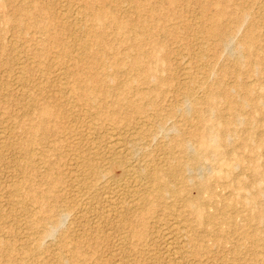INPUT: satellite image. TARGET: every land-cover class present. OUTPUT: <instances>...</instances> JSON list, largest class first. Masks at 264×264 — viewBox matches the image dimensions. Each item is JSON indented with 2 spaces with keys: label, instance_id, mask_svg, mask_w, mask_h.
Returning <instances> with one entry per match:
<instances>
[{
  "label": "rangeland",
  "instance_id": "1",
  "mask_svg": "<svg viewBox=\"0 0 264 264\" xmlns=\"http://www.w3.org/2000/svg\"><path fill=\"white\" fill-rule=\"evenodd\" d=\"M55 1L56 0H21V1L20 0H0V216H1L0 217V261L4 262L6 264H38L35 261L32 262L30 260L27 261V260L24 259L25 257L23 256V254H21L22 253V249H20V247H19L20 246V239L19 238L17 239V237H19L20 235H19V232H18V229H17V227H19V226H18V224H16V222L17 223L19 222V224H20V222L22 223L23 220H24L22 218L23 217L25 218L26 215L24 214V212L20 208L15 207L14 201L16 200V198L19 199V200L23 199V195L24 194H29V195H31L33 197L34 200L28 201V200H24L23 199L22 203H23V206L25 207L26 213L30 214V216L32 214L33 215L35 214V215H37L39 217H43L44 216L46 219L47 218L53 219L65 207L69 206L70 207L69 209L71 210L70 211L71 212L70 215L67 216L63 220L64 222L62 223L61 227L57 231L54 232V234L52 236L53 238H51L49 240V241H51V243L48 241V244H49L48 251H47V253L46 252L44 253L45 259L43 260L41 258V261H43L41 264H50V262H52V260H50L49 256H50V254H52V251H53V255H54V254L58 253L57 252L58 250H60L59 247L57 246V242H58V239L60 237H63V236L64 237H69L68 240H70V241L67 243L68 245L66 244V246L68 247V246H70L71 244L74 243V241H72V239H79L78 237L81 238L82 236H85V235H90L93 239L90 240L89 243L83 242L81 240L77 244V246H78L77 250L81 252V256H82V259L84 261L83 264H107V263L108 264H114V263H119V264H127V263L128 264H150V263L151 264H165V263L166 264H171V262L168 261V258H167L166 252H165L166 249L169 248L168 245H167V242H166V233L170 230L168 226L173 225V223H178L179 221H180L179 222L180 225H178V226H179L180 230H181V228L184 229L186 227V225L189 224V222H190V225L192 223V225L194 224V226H195V222L193 223V220H191V218L193 219V215H190V214H188L185 211V213H187L188 215L185 214L184 215L185 219L183 218L184 216H183L182 212L184 210H183V207L181 205L182 202L180 200L175 203V207H174V210H173L172 213L171 212L169 213V211H167V210L166 211L163 210V212H162L163 214H162L161 213V211H162L161 207H160L161 211H160L159 208H158V210H155L156 212L154 211V213L152 211L151 212L152 215H151V213L149 215L150 217L152 216V218L148 217L145 220L146 222H144V226L142 228L144 230V231H142L143 232V238H145V239H142L141 242L137 243L135 238H131V239L128 238L127 241L130 242V246L127 245V249L128 250L126 251V245L124 243H122V240H121L122 239L121 237H123V235L120 234L119 232H117L118 230L115 228L114 223L109 225V227L108 226H104V224L99 226L100 229L97 227L98 224H99L97 216L99 218V216L105 215L107 213L105 211H108V209H107L108 207L105 204L102 203V198L105 196V194L109 195V196L111 195L112 198H115L117 196L115 198V201L117 202V201L121 200L120 202L123 205L125 203V205H124L125 207L127 206V210L125 212H122V214L124 216L123 218L124 219H129L130 218V219H134V220L137 218V216L140 215L142 209L144 208L143 207L144 206L143 201H144L145 197H146L145 202H149L148 200H151L150 202H152L154 200L153 199L154 195L151 194L150 191H146V190H148L146 188L147 185L145 187V183L142 180H139L137 178L136 172L134 170H136L139 167L140 163L146 162V161H149V160L152 161V164L155 167H157L159 165L158 168H164L163 154L160 151V149L157 147V145L158 146L162 145L163 142L165 143L168 140L167 138H169V137L170 138H174L173 140L176 139V141H178V142H179L180 139L182 141V138H186V140L187 141L189 140L191 142V144H192L193 141H192V139L190 137V132H191V130L193 128L194 129L196 128V126H194V125H196L197 123L193 120V118H191V116H190L191 119L190 118L184 119V118H182L180 116L183 119V121L185 120L184 121L185 123L183 121H181V118H178V115H181V113L184 112L183 110H185L186 112L190 111L188 109L189 107L187 108L188 104L184 101L185 100V93L188 90L187 89L188 87H189L190 90H192V92L197 93L196 94V97H197L196 99H197L199 104L202 103V102L206 103V101H207V99L209 97L208 94L213 93L212 90H214V92L215 91L217 92V93L216 92L213 93L215 95L223 94V92H225V91L222 90V89H225L226 90V94L228 93L229 95L228 94L227 95L230 96V97H234V96L236 97L237 95H241V93L239 94L240 90H238L237 87H236L237 82H236V80L234 78V75H232V73H233L232 70L233 69H231L232 68L230 66V64H231L230 61L231 60H229V59H231L233 56H234L233 58H238L236 56L239 55L240 58L242 57L241 58L242 60H247V58H246L247 54L245 52H242L244 50H243V48L241 46V40L247 34L253 35V38H257L258 39V42H256L254 44V46L258 47L260 50L264 49V0H251V1H249L248 4L242 3V5L236 4L232 0L229 1V2L226 1V0H220V1H225V4H224L223 8H224V11L226 12V14L223 15L222 17H220L219 21L225 22L226 20H229L230 24H228V26H231V28H233L232 29L233 33L231 31V34H230L231 41L229 40V43H228L230 45L226 44V46L222 47L223 49L218 47V45L214 44L215 41H211V40L209 41V40L206 39V37H203V36H205L204 34H202V36H200L201 32L203 30L207 29L210 26V24H211V22L205 20L206 19L205 18L206 14L207 15L211 14V16L214 14V7L213 6H210L208 9H203L204 5L209 0H107L108 2H106V0H104L106 3L103 0H98V4H96L97 3L96 0H93V1L92 0H87L88 4H87V1H84V0H63V1L60 0L61 2L59 0L56 1V2ZM90 1H92V2H90ZM94 1H95V3H94ZM92 3H94V4L92 5ZM136 3H138V4H136ZM142 4H143V6H142ZM17 5H23L24 7L27 8V11H28L27 14L22 15V17L24 18V21L27 19L24 22L25 27H22V28H18V27L15 26L16 24H15L14 20L19 15V13L16 11ZM87 5L90 6L89 10H88ZM119 5L121 6V8H120ZM137 5H139V6H137ZM98 6H99V8H97ZM104 6H105V8H103V12H104V14L106 16L105 18H107L110 21L115 19L116 21H114V24H116V26L118 25L119 27L118 26L116 27L115 25H113V21L112 22H110V21L108 22V20H105L106 23L108 22L107 25L110 24L109 26L112 27V28H110V27L107 26L109 28L107 33H105V34L101 33L100 32L101 30H97L98 28H96V30L98 31V32L96 31L97 33L100 32L101 34H103L102 35L103 36V39H102V41H103L102 43L103 44L101 43L99 48H101V50H104V51H106V50L109 51L110 49H113V50L115 49L114 50V54L115 55L113 57L111 56L110 53H108V51H106V54H104L103 62H104V59L107 58L105 63L109 64V63H111L110 61L113 62V58L115 60H117L116 57H118L119 60L121 61V59H122L121 57L123 55L121 53H124L126 50L127 51L129 50V52H130V54L132 56L133 53L135 52L134 51L135 44H137L136 46L139 45L138 47L141 48L143 53L146 52L145 54H150V56L147 57V59H145V64H146V62H148L150 64V65L148 63L146 64V65L150 66V67H146V68L149 69L150 75L148 73L149 77L148 76L146 77V79L148 81L146 80L147 82L145 81L146 83L145 82L143 83L144 85L147 84V83H148L147 85H149V84L151 85L152 84L150 90L148 89L150 86L146 87V86L143 85L146 88L145 89L141 85L142 84L141 82H138V84H137V82L136 83L133 82V84L130 86L129 89H128L129 86L126 88V89H128L126 93H127V96L129 98H133V96H134L133 92H135V90H137L138 88L141 91H143V90L145 92L147 91L148 95H146V97H148L149 99L151 98L152 101L147 98L144 102L150 101V102H153L152 104H154V105L146 107V109H148V111L144 110V112L147 114V116H150V117L153 116L154 110H155L156 115H157V113L160 112V115H158V121L160 120L159 117L162 115V117H161L162 121L160 120L159 123H161L160 126L162 125V129L163 130H162V132L160 131L161 132L160 136L158 135L160 132H158L156 134V137H157L158 140L154 138L153 140H151V142H149L150 146L148 145V148L150 150V153L145 154L143 152L141 153V151H138V154H140L138 156V154L136 152H133L137 156L136 155L134 156L133 153L132 154L130 153V157H132V158H129V156H127V154L129 155V152H130L129 150H130V148L132 146V145H130V144H132L130 142H131V140H133L132 142H135V139H133V138L134 137L136 138V136H137L136 130L134 128L135 127V123L137 122L136 121L137 119H136V116L134 114H132L133 110H131V109L134 108L133 107L134 105H130L131 107L124 106V107H127V108L119 107L118 110L116 111L117 113H116V115L114 117V121L113 122H110L108 119L105 118L106 116H104L103 119L105 120V122L103 121V123L107 124L108 127H105L106 129L105 128L104 129H97L95 131V134H96V137L98 136V134H99V136L97 138L94 136L95 140H96V141L94 140L95 141L94 144L99 149L98 151H99V155H100V156L98 155L97 158H99V159H103V158L107 159L105 157H107L108 155L111 156V157H114V155L112 156L111 154H109L107 152V149L105 148L107 140L105 141V139L113 131L110 128H114L115 129L113 131L114 133L115 132L118 133L119 131L124 129L123 132L121 131V132H119V134L123 138H125V139H123V138L121 139L122 144L125 143V142L126 143L123 144L122 152L116 154L115 155L116 158L114 157L113 160L114 161L115 160L119 161L121 159L122 160L123 159L124 160L127 159L126 161L129 160L128 161L129 163H130V161H133L132 163H130L132 165L131 167H133L132 168L133 171L130 172L129 175L125 177V176L121 175V173L119 172L120 170H119V168L117 167L116 164H113V165L111 164L112 166L106 167L104 165L105 163L103 162L102 165L105 166V167L104 166L103 167L105 168L104 169L105 170L104 174L107 176V182H105L103 188L101 186L97 190V191H99V192H97L98 203L96 204L95 201L94 202L92 201L91 205H89L88 207L84 206L85 209H83L82 206L80 207L79 205H77L79 198L78 197L75 198L74 195L69 193L68 187L66 186V183H65L66 176H67V171H69V167L72 166V162L69 160V156H70L69 153H71L70 151L75 146L74 142H76V141H73V139H69V137H68V143H67L66 140H65V138H66L65 135H66L67 132L69 133L71 129L72 130L75 129V131H79L80 130L81 132L85 131L86 123L90 119L93 120V118H92V116L87 117L88 116L87 115L88 109L85 108L81 104V103H83L82 100H77V101L72 102V104L74 106L70 105L71 103L70 104L68 103V101L70 100V99L68 100V98H69L68 95L70 93L68 92L67 87L72 85V83L74 85H78V86L84 84V83H82L83 82L82 79H84V78H87L88 84L90 86L94 85L93 87L95 89H101V86H100L99 83H97L98 81H95V80H98V79H91L89 77L91 75V73L88 72V70H86L87 68L89 69V66H91V65L93 66V68L95 67L94 70L97 68V64L93 65L92 63L91 64L89 63V62H92L93 58H87V59H85V60H83L81 62L76 63L73 60V57H74L73 55L76 54V50L74 48H71L73 53H72V59H70V62L69 61L61 62V60H62L61 59V51H62L61 50V46L65 45V44L67 46H69L70 42L73 41V39H72V36L70 35L69 29H63L61 27V24H60L61 21L58 18L61 17L60 11H65L66 12V16H69V19L72 17L71 19H73V20L78 17L79 14H77V13H80V12L81 13H86L87 15H89V17L86 16V18L87 17L88 18H90V17L92 18L98 10L102 11V7H104ZM242 6H244L246 11H247L248 20H246L247 19V17H246L245 20H242V21H239V22L235 21L236 18H237V15H238V13L236 11H238V9H240V7H242ZM118 9H120L121 11L118 10ZM142 9H144V10H142ZM55 10H57V11H55ZM76 10H79V11H77V13H75L76 15L74 16L73 14H74V12ZM124 10L127 11V12H125ZM140 10H141V12H140ZM70 11H71V14H70ZM89 12H91V13H89ZM93 12H94V14H93ZM141 15L143 17H141ZM32 17H34L36 19V21L38 23V25H37L38 27L29 26V23H30ZM93 18L95 19V17H93ZM128 18L133 20L134 23H132L133 21L130 22V20H128ZM117 19H118V21H117ZM139 20H143V21L145 20V22H147V24L149 26H151L150 28L153 27L151 29L152 31H150L152 34L149 35L151 37L148 38V36H147L146 38H144V37L141 36L140 29H137L139 27H136V25H137ZM127 21L130 22L131 25L133 24V27H132L133 30H130V32H129V34L133 37V40H132L133 42H130L131 43L130 44V43H128V41L127 42L125 41L126 43L124 42L125 43V45H124V43L122 44V42L125 40L124 37L127 34V32H126L127 29L125 28V24L128 23ZM115 22H117V23H115ZM89 24H91V23H89V22L86 23V25H89ZM113 26H114V28H113ZM155 26H157V27H155ZM40 27H43V28L41 29ZM198 27H199V30L201 32L198 30ZM120 28H123V29L125 28V29L123 31V29H120ZM156 28H158V33L156 35H153V34H155L157 32ZM43 30H47V32H44ZM159 30H160V32H159ZM166 30H171V31L170 32L169 31L166 32ZM154 31H155V33H154ZM23 32H25V33H23ZM114 32H116V33L114 34ZM64 33H65V35H64ZM110 33L112 35H115L117 40L120 39V36H122L121 37L122 39H120L118 41V43H117V40L115 39V37L112 36ZM170 33H171L172 37H171ZM197 33L199 34V36L197 35ZM67 34H69V35H67ZM107 34H109V36H107ZM116 34H117V36L119 34V36L117 37ZM254 35H256V36L254 37ZM136 36H140L141 38H143V39L140 38L141 40H144V41H140L143 44L139 43V41H136V39L139 38V37L136 38ZM153 36H154V38H153ZM175 36H177V37H175ZM45 37H46V39H45ZM174 37H175V39H174ZM15 38H17V41H16ZM147 38H148V40H147ZM150 38H152V39H150ZM200 38H202V39L200 40ZM114 39L116 41H114ZM140 39H138V40H140ZM110 41L111 42H115V43H111ZM120 41H122V42H120ZM89 42H92V41L89 40ZM104 42H106V43H104ZM149 43H150V45H149ZM155 43H156V45H155ZM108 44L110 45L109 48H108ZM111 44H112V46H111ZM116 44L118 45V51L116 49L117 48ZM119 44L121 45V48H123L122 49L123 52L120 51L121 48L119 49V47H120ZM140 44L143 45V48L141 47L142 45H140ZM157 44H158V46H157ZM106 45H107V47H106ZM129 45H131V46L133 45L134 46V47H132L133 49H131L132 51L129 49V47H130ZM152 45L155 48L151 47ZM43 46H44V48H42ZM114 46H116V47H114ZM38 48L39 49L42 48V50L43 49H45V50L41 51ZM92 48H94V46H92ZM143 49H144V51H143ZM251 49H253V48H251ZM200 50L204 51L205 57H203L204 55L202 57H198V53H196V52L200 51ZM240 50H242V51H240ZM115 51H117V52H115ZM209 51H212V52L209 53ZM238 51L241 52V53H239ZM51 53H53V54H51ZM107 53H108V55H107ZM119 53L121 54V57H119L120 56ZM176 54H177V56H176ZM229 54L232 57H229ZM258 54H259V52H258ZM260 54H262V55H260ZM260 54H259L260 58L264 57V55H263L264 54V50L260 51ZM55 55L57 57H55ZM105 55H106V57H105ZM166 55H167V57H166ZM227 56H228L229 59L227 58ZM181 58H183V60ZM200 58L203 60V62H202V60ZM108 59H109V63H108ZM227 59H228V62H227ZM251 59L254 62V64H253L254 66L253 67L255 68V70L253 72H251L252 74L250 73L251 75L250 74H245V76L243 75L244 79L242 78V82L245 83V84H249L250 83L249 85L253 84L252 88L255 87L254 88L255 91L253 89V95L256 98L259 96L258 97L259 100L254 97L255 98L254 101L257 100L256 101L257 102V108H259L260 107L259 104H261V109L260 108L259 109L256 108L257 109L256 110L255 109L256 106L252 105L253 103H249L248 106H246L243 109L242 112H244V113H243L242 117L245 114L246 117L244 116L245 118L244 117L243 118H244V120L246 122L244 123L243 120H242V122H239V127L244 129V130H246V131L251 132L250 134H247V136L243 140L241 138H238V137H235V138L232 137L233 139L230 138L229 136H226V137L236 141V142H234V141L230 140V141H232V143H230L231 145L238 144V145H242L243 146V144H244V147H245L246 150L242 149L240 151L242 153V156L243 155H245L244 157H252L253 156L254 159H255V157L259 156L258 154L261 151H262L261 153L264 154V152H263L264 151V149H263L264 148V146H263L264 136H260L259 135L260 131L264 127L263 126V124H264L263 123V120H264V118H263V116H264V101H263V99H264V87L262 88V86H264V70H263L264 69V65H263L262 62H260L259 56H258V59H257V57H253ZM253 59H255V60H253ZM184 60H186V61H184ZM162 61H164V62H162ZM200 62H202V64ZM259 62H260V64H259ZM34 63H36V64H34ZM151 63H152V65H151ZM256 63H258V64H256ZM185 64H186V66H185ZM82 65H84V66H82ZM18 66H21V68L18 67ZM151 66H152V68H151ZM187 66H189V67L187 68ZM227 66H229V69H227ZM15 67H16V69H14ZM53 67H55V68H53ZM81 67H82V69H81ZM83 67H85V70H84ZM183 67H184V69H183ZM201 67L204 70H200ZM56 68H57L58 71L55 70ZM169 68H170V71H169ZM207 68H208V70H207ZM65 69L68 70V73L66 72ZM97 69H98V72L96 71ZM97 69L95 70L96 74H98L100 72V68L98 67ZM185 69H186V71H185ZM188 69H189V71H188ZM242 69H243V71H245L244 68H242ZM150 70H154V71H150ZM211 70H212V72H211ZM40 72H41V74H40ZM56 72H58L60 75L58 73H56ZM69 72L71 74H69ZM85 72H87V75H85L86 74ZM81 74H82V76H81ZM83 74H84V77H83ZM58 75L61 76L62 78L60 77L61 78L60 79ZM117 75L120 76V77L122 76L120 74H117ZM186 75H188V77ZM211 75H212V77H211ZM20 76H22V77L20 78ZM78 77H81L82 79L79 78V80H80L79 81ZM120 77L116 76L115 79L116 80H121L123 78V77H121V78ZM25 78L27 80H25ZM201 78H203V80ZM166 79H167V81H166ZM190 79H192V80H190ZM62 80H64V81L62 82ZM85 80L86 79H84V81ZM168 80H169V82H168ZM189 80L191 81V83H190ZM208 80H211V82H212V84H209V86H208V83H210V82ZM232 80H233L234 83L232 82ZM201 81L203 83H205V84L199 83ZM206 81H207V87L205 86L206 85ZM158 82H160V83H158ZM197 82H198V84H197ZM134 84H137V85L134 86ZM201 84H203V85H201ZM193 85L195 87H193ZM190 86L192 87V89L190 88ZM62 87H63V91L61 89ZM134 87H135V90H134ZM136 87H138V88H136ZM201 87L204 88V90L201 89ZM229 88H232L233 90L230 89L231 90L230 91ZM66 89H67V92H66ZM181 89L183 90V92H182ZM196 89H198V90H196ZM132 90H133V92H132ZM204 91H205V94L202 95L204 93ZM220 91H222V92H220ZM233 91H235V92H233ZM129 93L130 94L133 93L132 94L133 96L132 95L130 96ZM153 95H155L156 97L153 96ZM157 95L158 96L160 95L159 97H161V98L160 99H159V97L157 98ZM149 96H151V97H149ZM154 97L157 100L153 99ZM134 98H135V96H134ZM134 98L131 100L132 103H135ZM158 99L160 100V103H159ZM200 99H201V101H200ZM104 100L105 101H107V100L109 101L111 99L105 97ZM153 100H155V101H153ZM65 101H67V102H65ZM62 103L65 104V106H67V107H65ZM224 103L225 102L221 101V102L218 103V105L216 104L217 107H218L216 109H217V111L219 110L220 114L217 113V111H216V113H214L215 115L212 114L213 116L211 114H209L210 116H212L210 118V116L205 113L204 117L207 116L205 118L207 120H209V121L207 122V120L204 119V123L206 122L207 125H206V123L205 124L204 123H200V127L201 128L203 127L204 130L208 129V127L209 128L210 127L213 128V124L215 122V118L214 117L220 116V115L225 117V113H223V112L226 109H223V108L227 107V102L225 103V105H224ZM156 104L158 105V107H157L158 109H160V107H161L160 110L155 108L157 106ZM201 105L202 104H200L199 106H201ZM221 105H224V106L222 107ZM76 106H78L80 108H78ZM172 106H174V108L176 106L178 107V108H176V111H175V109L172 110L173 109ZM45 107H47L49 109V111L51 110L47 114L43 113V108H45ZM71 107H72V109H69ZM201 107H203V105ZM249 107H251V109ZM121 108L122 109L123 108L127 109V112H126V110L122 111ZM153 108H154V110H153ZM252 108H253V110H252ZM178 109L181 110V112H179ZM82 110H83V114H81ZM166 110L168 111L167 113H166ZM66 111H68L67 112L68 114L66 113ZM255 111H258V112L255 113ZM74 112L75 113L78 112V113L75 114ZM124 112L127 115H130L132 118H125ZM172 112H173V115L176 114L174 117L172 116ZM176 112H178V113H176ZM155 113H154V116H155ZM222 113H223V115H222ZM253 115H254V119H251V118H253ZM68 116H70V117L72 116L70 118V120H69ZM171 116H172V119L170 120L169 118H171ZM64 117H66V118H64ZM80 117H82V119L84 118V120H86V121L82 120ZM163 118L166 119V122L163 120ZM216 118H218V117H216ZM155 119L157 120V116L155 117ZM133 121H135V122H133ZM163 121H164V123H163ZM140 122H139V124H143V125L148 124V127L151 126L149 129L154 128L152 126L153 122L151 121V119H148V120L144 119L142 121L143 123L142 122L140 123ZM189 122H191V126H190ZM181 123L182 124L184 123V124L182 125ZM211 123H213V124L211 125ZM251 123H252V126H251ZM130 124H131V126H130ZM112 125H114V126H112ZM178 125H180L181 128L184 127V129L182 128L183 131L185 130L184 133H182V130H181V128H179ZM188 125L190 127H192V126L193 127L188 130V128H189ZM203 125H205V126H203ZM122 126H123V128H122ZM175 126H177L178 128L175 127ZM41 127H43V128H41ZM80 127H82V128H80ZM146 127H147V125H146ZM249 127H251V128H249ZM19 128H21V129H19ZM173 128L174 129L176 128L175 131L173 130ZM203 128L201 129V132H203ZM257 128L259 129L258 131H256ZM31 129H33V130H31ZM42 129H44L45 132ZM165 129H167V130H165ZM127 130H128V132H127ZM9 131H11V132H9ZM108 131H110V132L108 133ZM130 131H131V133H130ZM164 131H165V133H164ZM168 131H169V133H168ZM179 131H181V134H182L181 136L184 135L185 137L183 136L182 138H180V132ZM214 132L218 133V131L216 129H214ZM33 133H34V135H33ZM125 133H127V134L125 135ZM133 134H134V136H133ZM166 134L169 137L168 136L165 137L164 135H166ZM260 134L261 135L264 134V129L261 131ZM101 135H103V136H101ZM250 135H252V136L250 137ZM64 136H65V138H64ZM100 136H101V138H100ZM177 136H179V137H177ZM255 137L256 138L259 137V138H257V140L258 139L259 140L256 143H255V140H256ZM160 139L161 140L163 139V140L161 141ZM246 139H248V140H246ZM250 139H253L254 141L250 140ZM30 140L33 141V142L30 143L29 142ZM122 140H124V141H122ZM154 140H156V144L155 143L153 144ZM249 140L251 141V145H250V141ZM260 140L262 141V143L259 142ZM128 141H129V144H128ZM184 141H185V139H184ZM245 141H247V142H245ZM194 142H195V140H194ZM240 142L241 143L244 142V143L241 144ZM228 143H229V141H228ZM253 143H255V145L256 144L258 145L260 143L259 146L256 145L257 147H259V149H257V148L255 149L256 146L254 147ZM230 144H229V146H227L228 148H226V150L232 148V146H230ZM260 145H262V146H260ZM7 146H8V148H7ZM261 147H262V149H261ZM127 150L129 152H126ZM257 150H259V151H257ZM152 151H154V152H152ZM209 151L210 150L205 152L207 155L205 153H203L201 155V157L199 159V164H198L199 168L192 172V174H191L192 176L191 177H193V176L196 177L197 176V178L194 177L192 179L193 180L196 179V181L201 183L203 185V188H208V189L210 188V190H211L210 193L212 192L211 194L213 195L215 203H217L216 204L217 207L222 206L224 204V200L226 201L229 196H232V198L229 197V199H228L229 202H231V204H233L232 208L235 209V210L234 209L232 210V208H231V210H232L231 211L232 218H233V213H234V216L236 215V218L235 217L233 218L234 222H233V219H232V223H234L235 225L239 223V224H241L242 227L239 226V224H238V226L237 225L235 226V230H234V228L233 229L231 227L228 228V226H227L224 229V231L217 230L215 227H212V226H208L206 228V227H203V226L200 227V225H199V226L195 227L197 229V231H199V232L200 231L201 232L204 231L203 232L204 234H202V236H203L204 240L206 239L205 240V244L203 245V248L200 249L202 254L199 252V254L194 255V257L193 256H188L186 258V262L188 261L187 264H209V263L214 264L215 261H216L215 264H217L218 262H219L218 264H223V263H226V264H230V263L231 264H243L244 262H246L244 264H257V263L264 264L263 263L264 262V257H262V256H264V253H262V250L259 247V246H262V249H263V252H264V248H263L264 247V242H263L264 241L263 240L264 239V232H263L264 231V224L262 222L258 223V221H256L257 219L255 218L256 216L259 215L260 212H261L260 215H263V217H264V201H263L264 200L263 199L264 195H262L263 193H261V191H260V189H264V187L261 186V185L264 186V183H262V182H264V179H261V181H260L261 176H258V175L263 174L262 171H264V169H263L264 168V163H263L264 157L260 153V156L258 157V159L256 158L257 160L256 159L253 160V165H254L253 167L257 166L256 167L257 169L251 167V165H246L249 168H247L245 165H242L243 167L241 169L240 168L241 165L236 164L234 160L230 159V155H227V156L225 155L223 157L224 159L222 160V157L218 158V157H216L214 155V153L212 151H211L212 154ZM221 151H223L222 148H221ZM30 152H32V155L30 154ZM244 152H246V154L248 153L249 155L248 154L246 155ZM64 153H66V154H64ZM123 153H125L126 156L123 155ZM155 153H156V155H155ZM102 154H104V155H102ZM204 154H205V156H204ZM141 155H142V157H141ZM154 156H156V157L154 158ZM119 157L121 159L118 160L117 158H119ZM225 158H228L227 160H230V161L227 162L225 160ZM130 159H132V160H130ZM154 160H156V161H154ZM157 160H159V161H157ZM217 160H220V161L222 160L223 162L221 161L220 163H224L225 164L224 167L226 169L223 167V164H222V166H221V164L219 166L218 165L219 161H217ZM134 161H136V162H134ZM94 162H95V160H94ZM154 162L156 164L157 163L158 164L156 165V164H154ZM69 163H70L71 166L69 165ZM160 163H163V164L160 165ZM38 165H39L40 170L38 169ZM202 165H203V167H202ZM228 165H230V167ZM200 166H201V168H200ZM234 166H235V168H233ZM262 166H263V168H262ZM227 167L230 168L229 171H228ZM36 168L39 171H37ZM47 168L48 169L50 168V173L47 174V175H44L46 173V171H47ZM220 168H221V170H220ZM251 168L254 171L251 170ZM27 169H28V171H27ZM222 170H225V171L227 170V172L229 173V176L231 178L233 176L234 177H239V179L241 181H243L245 183L247 182V184L249 182V179L251 178L249 183L250 184L253 183L251 185L255 184V186H256V187H253L251 189V191L253 189H254L253 192H256V193H258L260 191L258 193L259 195H257V197H255V199L252 198L253 199L252 200L251 198L246 196V194H247V192L245 193L246 190L244 191V193L242 192V190L245 189V188L236 189L237 192L239 191L238 192L239 194L235 193L236 191L234 189V191H235L234 192L233 188L230 191V189H228V187L231 188L232 186L230 187V185H228V187H227L228 181L225 180L223 177L221 178V176H222L221 173L223 172ZM216 171H217V173H219L221 171L222 172L219 173L220 175L219 174L216 175V173H214ZM260 171H261V173H259ZM19 172H20V175H19ZM211 172H213V173H211ZM234 173H235V175H234ZM242 173H244V174H242ZM37 174H38L39 178H38ZM50 174H52V176ZM131 174H133V176ZM210 174L213 175L212 178H211ZM49 175H50V177H49ZM231 175H233V176H231ZM243 175H247V177L243 176ZM83 176H82V178L83 179L85 178L84 179L85 181L87 180V178H90V176H88L87 174H83ZM248 176L250 178H248ZM257 176H258V178H257ZM29 177H30V179L28 181H26L27 178H29ZM219 177L222 180H225L224 181L225 183L227 182L226 185H224V183H220V182H223V181L221 179H219ZM128 178L129 179L131 178L132 181H131V179L129 180ZM242 178L243 179L245 178V179L243 180ZM215 179L217 180L215 182L216 184H218V185L221 184V186L224 185V189H225V187H227L229 192H227L228 190H225V192H222L221 190H224V189L220 188L221 186L217 187V185L214 184L213 181H215ZM255 179H257V182L259 181V183H257ZM57 180H58V183L55 185V187H53L54 182L57 181ZM134 180H136V181H134ZM208 180H212L213 183L210 184L211 181H208ZM219 180H220V182H219ZM113 182H115V183H113ZM124 182H125V184H124ZM133 182L137 183V184L135 183V185L137 187H135V185L132 184ZM217 182H219V183H217ZM17 183H21L23 185V188H24V189H21L20 196H14L12 194V192H11L12 186L14 184H17ZM116 183H118V184H116ZM141 183H142V185H140ZM208 183L210 185L209 187H208ZM260 183H261V185H259ZM109 184L111 186H109ZM113 184L114 185L116 184V185L114 186ZM107 186H109V187H107ZM116 186H118L119 188L121 187L120 190L122 189L121 190L122 192ZM125 186L126 187L128 186L127 187L128 189ZM205 186H207V187H205ZM211 186L213 187V189L211 188ZM257 186H259V187H257ZM142 187H144V189ZM215 187H216V189H214ZM49 188H50V190H49ZM131 190H132V192H131ZM215 190L216 191L218 190V191L216 192ZM102 191L104 193H102ZM125 191H126V193H125ZM111 192H113V194ZM138 192H141L143 194L142 197H144V198H141L140 200H137L138 198L136 197L137 196L136 194ZM202 192H201L202 195H203L202 199L203 200H207V198L210 196L208 194V190H202ZM213 192L217 193L216 199H215V194L216 193L214 194ZM222 193H224V194L227 193V194L224 195ZM43 194H44V196H43ZM207 194L209 196H207ZM150 195H151V197H150ZM222 195H223V197H222ZM233 195H237V196H240V197L236 198L237 196L233 197ZM100 197H102V198L100 199ZM221 197L222 198L225 197L226 199H221ZM246 197L249 198V199H247ZM133 198H134V200L136 199L135 204L133 203L134 202ZM218 198L220 200H223V203H221L222 201H220ZM234 198H235V200L231 201ZM258 198L261 201H263V202H261L260 200H256ZM142 199H143V201H142ZM239 199L240 200L244 199V201H241L242 202L241 203ZM37 200H40L42 203L37 205V203H36ZM126 200L128 202H126ZM247 200H249V201H247ZM235 201H236V203H235ZM253 201L255 202V204L253 203ZM260 202H261V205H260ZM178 203H180V206H179ZM252 203H253V205H251ZM137 204H139V205H137ZM92 205H93L94 208L92 207ZM47 206L48 207L49 206H53V209L52 210H47V208H48ZM176 206H179V207H176ZM208 206L212 210V208H213L212 205L211 206L208 205ZM208 206H207V208L206 207L205 208H206L207 211H210V209H208ZM242 206H243V208H242ZM258 206H259V208H258ZM262 206H263V208H261ZM44 207L45 208L47 207L46 210H45ZM96 207L97 208L100 207V208L97 209ZM101 207H102V209H101ZM133 207H134V209H132ZM138 207H139L140 211L138 210ZM180 207H181V209H180ZM90 208H91L92 211H88V210H90ZM129 208H130V210H129ZM43 209H44V211H43ZM175 209H177V212H176L177 217H176V214H175V216H172L175 213L174 212ZM101 210H103V211H101ZM249 210H250V212H249ZM253 210H254V212H252ZM238 211H240V212H238ZM42 212H44V213H42ZM76 212H77V214H76ZM166 212H168V214ZM99 213H100V215H98ZM248 213L251 215V217H250V215H247ZM240 214H242L244 216L242 217V215H240ZM90 215H92V216H90ZM170 215L172 217H170ZM164 216L165 217L167 216V217L165 218ZM83 217H85V218H83ZM163 218H164L165 221H163ZM188 218H189V220H188ZM239 218H241V220H243V221H241ZM242 218H244V219H242ZM148 219H151V220H148ZM237 219H239V221ZM187 220L189 222H188V224L185 225ZM244 220H246V221H244ZM248 220L250 221V223H249ZM158 222H159V224H158ZM254 222L255 223L257 222V223L255 224ZM95 223H96V227L93 226V224H95ZM162 223H164V224H162ZM169 223L171 225H169ZM245 223L247 224V226H246ZM146 224H148V226ZM181 224H182V226H181ZM257 224L258 225L260 224L259 226H261V227H259ZM261 224H263V225H261ZM162 225H163V227H162ZM255 226H256V228H255ZM93 227L96 229L95 231H93V229H94ZM248 227L249 228L252 227V228L248 229ZM253 227L255 228L254 230H253ZM97 228H98V230H97ZM208 228H209V231H211V232L213 231L215 233L212 232L211 234H209L210 232L207 231ZM236 228H237V230H244V231H237ZM158 229L160 230L159 232H158ZM246 229H248V230H246ZM261 229H263V230H261ZM256 230L257 231L259 230V234L257 233ZM98 231H101V232H98ZM108 231H110V232H108ZM248 231H250V232H248ZM216 232H217V237L216 238H219L220 236H222V238L221 237L220 238L222 240L224 239L223 241H226V244L227 243L228 244L232 243V245L235 244L234 245L235 247L234 246L232 247L229 244V247L230 248L232 247L230 249L225 243L223 244V241L220 238H219L220 239V241H219L220 243L217 242L219 239L217 241L215 240L216 239L215 238ZM220 232H221V235H220ZM232 232H234V234ZM245 232H248L247 234L251 235L252 237L251 236H247V234ZM252 232H253V235H252ZM104 233H106V234H104ZM117 233H119V234H117ZM230 233H231V235H230ZM235 233H237L238 235L235 234ZM243 233H244V235H242ZM240 234L242 235V237L244 236L243 237V241H242V239H240V238H242L240 236ZM208 235H209V237H208ZM210 235L212 237L214 236L215 239L214 238L212 239V237ZM227 235H228V237H227ZM154 236H155V238H154ZM159 236H160V238L162 236H164V241H163V237L160 240ZM260 236H261V239L259 238ZM229 237L231 239L235 238L234 239L235 241L229 239ZM255 237H256V240L257 239L258 240L256 242V246L254 247V244L251 243V242H252V238H255ZM116 238L118 239V241L119 240H121V241L120 242L116 241L117 240ZM207 238H209V239H207ZM150 239L151 240L155 239V240L150 242ZM208 240L210 241L211 244L209 243ZM211 240H212V242H211ZM221 241H222V244L224 246L221 244ZM245 241L248 242L249 245H247L248 243H246ZM259 241L263 242V243H260ZM162 242L163 243L165 242L166 244L165 243L163 244ZM236 242H237V244H236ZM239 242H240V244H239ZM114 243H116V244L114 245ZM183 243L186 246L185 242H183ZM206 243H209L211 246L207 245ZM214 243H216V244L218 243V244L216 245ZM241 243L244 244L243 248L241 247V245H242ZM122 244H123V246H122ZM155 244H157V245L155 246ZM213 244H214V247L218 248V246H219L221 248L220 249L219 248L218 249L217 248L213 249ZM245 244H246V247H245ZM151 245L153 246V248H152ZM238 245L240 246V248H238L239 247ZM164 246H166V247H164ZM252 246L255 248V250H253L254 248H252ZM156 247H157V249H156ZM257 248H259L258 251L260 252V254H259V252H257ZM64 249H66V248H64ZM115 249L116 250L119 249L120 252L119 251H115ZM215 249H217V250L215 251ZM221 249L222 250L224 249L225 251L223 252V251H221ZM233 249H234V253L235 254H232L233 253ZM243 249H246V250L242 252ZM110 250H111V252H110ZM202 250H207V252L205 253ZM211 250H212V252L214 251V253L210 252ZM249 250H250V252H249ZM122 251L123 252L125 251L126 254L128 255V256H126V258L124 257ZM146 251H147V253H146ZM150 251H151V253H150ZM154 251H155V253H154ZM158 251L160 253V256L159 255L155 256V255H157L156 252L158 253ZM109 252H110V254H109ZM208 252H210L212 254H210ZM241 252L243 254H241ZM254 252H255V255H253ZM115 253H116V256L114 255ZM215 254H218L219 256L215 255ZM258 254L260 255V259H258L259 258ZM110 255H112V257ZM161 255H164V256H161ZM213 255H214V257H213ZM231 256L232 257L233 256H235V257L238 256V258H235V257L232 258ZM246 256H248L247 257L248 259H246ZM119 257H120L121 260L119 259ZM127 257L130 258V259H128ZM161 257L163 258V260L161 259ZM253 257H254V259H253ZM261 257H262V259H261ZM114 258L117 259V260L119 259V260L117 261ZM146 258H148V259H146ZM220 258L222 259V261H219ZM255 258H257L258 260L255 259ZM102 259H103V261H102ZM113 259H114L115 262L113 261ZM158 259H159V261H158ZM226 259H227V262H225ZM229 259H231V260H229ZM245 259H246V261H245ZM235 260L237 262H235ZM205 261H207V262H205ZM163 262H165V263H163Z\"/></svg>",
  "mask_w": 264,
  "mask_h": 264
},
{
  "label": "bare ground",
  "instance_id": "2",
  "mask_svg": "<svg viewBox=\"0 0 264 264\" xmlns=\"http://www.w3.org/2000/svg\"><path fill=\"white\" fill-rule=\"evenodd\" d=\"M21 1V0H20ZM56 1H58V0H56ZM55 1V2H56ZM60 1V0H59ZM63 1V0H62ZM84 1H87V0H84ZM93 1V0H92ZM92 1H90V2H92ZM97 1V3L96 4H98V0H96ZM104 1V0H103ZM226 1H231V0H226ZM232 1H234L236 4H240V5H242V3H246V4H248L249 3V1H251V0H232ZM24 2V1H23ZM30 2V1H29ZM28 2V3H29ZM61 2V1H60ZM83 2V1H82ZM102 2V1H101ZM105 2V1H104ZM103 2V3H104ZM106 2H108L107 0H106ZM105 2V3H106ZM136 2V1H135ZM44 3V2H43ZM86 3V2H85ZM94 3H95V1H94ZM94 3H92V5L94 4ZM87 4H88V1H87ZM100 4V3H99ZM136 4H138V3H136ZM224 4H225V1H220V0H209L208 2H206V4L204 5V7H203V9H208L210 6H213L214 7V14L211 16V14L210 15H207L206 14V16H205V20L206 21H209V22H211V24H210V26L207 28V29H205V30H203L202 32L199 30V27H198V30L201 32V35L200 36H202V34H204L205 36H203V37H206V39L207 40H211V41H215L214 42V44H216V45H218V47H220V48H222V47H224V46H226V44H228L229 43V40L231 41V39H230V34H231V31H232V33H233V28H231V26H228V24H230V21L229 20H226L225 22H223V21H219V18L220 17H222L223 15H225L226 14V12L224 11ZM90 5V4H89ZM104 5V4H103ZM106 5V4H105ZM91 6V5H90ZM90 6H88L87 5V7H88V10L90 9L89 7ZM120 6V5H119ZM134 6V5H133ZM136 6V5H135ZM137 6H139V5H137ZM142 6H143V4H142ZM93 7V6H92ZM107 7V6H106ZM32 8V7H31ZM97 8H99V6L97 7ZM103 8H105V6L104 7H102V11L101 10H98L96 13H95V15L93 16V17H95V19L92 17H90V18H88L89 17V15H87L86 13H77V11H79V10H76L75 12H74V16L76 15L75 13H77V14H79L78 15V17L77 18H75L74 20L73 19H69V16H66V12L65 11H60V15H61V17L60 18H58V19H60V24H61V27L63 28V29H69V31H70V35L72 36V39H73V41H71L70 42V45L69 46H67L66 44L65 45H63V46H61V59L63 60H61V62H64V61H69L70 62V59H72V49L71 48H74L75 50H76V54H74L73 56V60L76 62V63H78V62H81V61H83V60H85V59H87V58H93L92 59V62H89L90 64L92 63L93 65L94 64H97V68L99 67L100 68V72L98 73V74H96V72H95V70L97 69H95L94 70V68H93V66L91 65V66H89V69L87 68L86 70H88V72H90L91 73V75L89 76L91 79H98V80H95V81H98L97 83H99L100 84V86H101V89H95L93 86H90L89 84H88V82H87V78H84V79H86L85 81L87 82H85L84 81V79H82L81 77H78V80H79V78L80 79H82L83 80V82L82 83H84V84H82V85H80V86H78V85H74L73 83H72V85H70L69 87H67V89H68V92L70 93L68 96H69V98H68V103L70 104V105H73L72 104V102H74V101H77V100H82V102L83 103H81L85 108H87L88 109V113H87V117H90V116H92V118H93V120L92 119H90L87 123H86V125H85V131H83V132H81L80 130L79 131H75V129H71L70 130V132L68 133H66V138H65V136H64V138H65V140H66V142L68 143V137H69V139H73V141H76V142H74L75 143V146L72 148V150L70 151L71 153H69L70 154V156H69V160L72 162V166L70 165V163H69V165L72 167H69V171H67V176H66V180H65V183H66V186L68 187V190H69V193H71L72 195H74L75 196V198L76 197H78L79 199H78V204L77 205H79L80 207L82 206L83 207V209H85L84 208V206H89V205H91L92 204V201L94 202L95 201V203L97 204L98 203V196H97V192H99V191H97L101 186H102V188H103V186H104V184H105V182H107V176L104 174V167L106 166V167H109V166H112L113 164H116L117 165V167L119 168V172L121 173V175L122 176H128L129 175V173L130 172H132L133 171V167H131L132 165L130 164V163H132L133 161H130V163L128 162V161H126V160H122L120 157L119 158H117L118 160L119 159H121V160H119V161H117V160H113V158L115 157V155L116 154H118V153H120V152H122V150H123V144H125V143H123L122 144V142H121V139L123 138L120 134H119V132H123V130H121V131H117L118 133H114L113 131L115 130L114 128H110L111 130H113L112 131V133H110L109 135H108V137L105 139V141L107 140V142H106V146H105V148L107 149V152L109 153V154H111L112 156L114 155V157H111V156H107L106 154V156L107 157H105V158H107V159H99V158H97V156L99 155V149L95 146V144H94V142L96 141L95 140V137H96V134H95V131L97 130V129H104L105 127H108V125L107 124H104L103 123V121L105 122V120L103 119V117L104 116H106L105 118L106 119H108L110 122H113L114 121V117H115V115H116V111L118 110V108L119 107H124V106H129V107H131L130 105H134L133 107V109H131V110H133V113L132 114H134L135 116H136V123H135V130H136V133H137V136H136V138L134 137L133 139H135V142H132L133 140H131V142L130 143H132V144H130V145H132L131 146V148H130V152L127 150L126 152H129V155L127 154V156H129V158H132V157H130V153L132 154L133 152H136L137 154H138V151H141V153L143 152V153H145V154H147V153H150V150H149V148H148V145H149V142H151V140H153L154 138L155 139H157V137H156V134L158 133V132H162V125L160 126V124L161 123H159V121L161 120V117H162V115L159 117L160 118V120L158 121V115H160V112L159 113H157V115H156V113H155V110H154V108H153V110H154V113H155V116H154V113H153V116L152 117H150V116H147V114L144 112V110H147L148 111V109H146V107H149V106H151V105H154V104H152L153 102H150V101H147V102H144L148 97H146V95H148L147 94V91L145 92L144 90V92L143 91H141L138 87H136V88H138L137 90H135V87H134V90H135V92H133V90H132V92L134 93H132L134 96H135V98H134V96L132 95V94H130V96L132 95L133 96V98H134V100H135V103H132V99L133 98H129L128 96H127V90L130 88V86L133 84V82H137V84H138V82H141L140 84L143 86L144 84V82L147 80L146 79V77L148 76L149 77V75H150V72H149V69L148 68H146V67H150L149 65V63L148 62H146V64L148 63L149 65H146L145 64V59H147V57H149L150 56V54H145V53H143L142 52V50H141V48L140 47H138V46H136L137 44H135V48H134V53H133V55L131 56V54H130V52H129V50L127 51H125L124 53H121V54H123L122 55V57H121V54H120V56L119 57H121L122 59H121V61L119 60V58L118 57H116L117 58V60H115L114 58H113V62L112 61H110L111 63H109V59H108V63L109 64H106L105 63V61H106V59H104V62H103V58H104V54H106V51H108V50H106V51H104V50H101V48H99V46L101 45V43L103 42L102 41V39H103V34H101V33H107V31L109 30V28L108 27H110V28H112L111 26H109L110 24H108L107 25V23L110 21V20H108L107 18H105L106 16H105V14H104V12H103ZM120 8H121V6H120ZM137 8V7H136ZM218 8V9H217ZM70 9V8H69ZM92 9V8H91ZM113 9V8H112ZM131 9V8H130ZM129 9V10H130ZM72 10V9H71ZM118 10H120V9H118ZM126 10V9H125ZM124 10V11H125ZM142 10H144V9H142ZM16 11L19 13V15L15 18V26L16 27H18V28H22V27H25V25H24V22L27 20H25L24 21V18L22 17V15H24V14H27V8L26 7H24L23 5H17V7H16ZM55 11H57V10H55ZM105 11V10H104ZM121 11V10H120ZM68 12V11H67ZM108 12V11H107ZM112 12V11H111ZM125 12H127V11H125ZM140 12H141V10H140ZM237 13H238V15H237V18H236V20L235 21H242V20H245L246 19V17H247V11H246V9H245V7L244 6H242V7H240V9H238V11H236ZM62 13V14H61ZM65 13V14H64ZM88 13V12H87ZM89 13H91V12H89ZM143 13V12H142ZM70 14H71V11H70ZM86 14V15H85ZM93 14H94V12H93ZM136 14V13H135ZM138 14V13H137ZM141 14V13H140ZM139 14V15H140ZM145 15V14H144ZM86 16H88L87 18H86ZM14 17V16H13ZM28 17V16H27ZM50 17V16H49ZM109 17V16H108ZM141 17H143L142 15H141ZM112 18V17H111ZM114 18V17H113ZM118 18V17H117ZM120 19V18H119ZM123 19V18H122ZM140 19V18H139ZM143 19V18H142ZM208 19V20H207ZM105 20H108V22L106 23L105 22ZM112 20V19H111ZM128 20H130V22L131 21H133V20H131V19H129L128 18ZM203 20V19H202ZM246 20H248V17H247V19ZM113 21V25H115L116 26V24H114V21H116L115 19L114 20H112ZM112 21H110V22H112ZM117 21H118V19H117ZM87 22H89V23H91V24H89V25H86V23ZM128 22V21H127ZM130 22H128V23H126L125 24V28L127 29V34L125 35V37H124V41L122 42V41H120V42H122V44L126 41H128V43H130V42H133L132 40H133V37L129 34V32H130V30H133L132 29V27H133V24L131 25V23ZM13 23V22H12ZM115 23H117V22H115ZM123 23V22H122ZM132 23H134V21L132 22ZM121 24V23H120ZM124 24V23H123ZM168 24V23H167ZM235 24V23H234ZM38 25V23H37V21H36V19L34 18V17H32V19H31V21H30V23H29V26H33V27H38L37 26ZM166 25V24H165ZM108 26V27H107ZM118 26V25H117ZM116 26V27H117ZM233 26V25H232ZM119 27V26H118ZM122 27V26H121ZM136 27H139V28H137V29H140V33H141V36L142 37H144V38H146L147 36H148V38L149 37H151V36H149L150 34H152L150 31H152L151 29L153 28H150L151 26H149L148 24H147V22H145V20L143 21V20H139L138 21V23H137V25H136ZM155 27H157V26H155ZM41 29L43 28V27H40ZM96 28H98L97 30H101L99 33H97L98 31L96 30ZM113 28H114V26H113ZM124 28V29H125ZM165 28V27H164ZM168 28V27H167ZM236 28V27H235ZM16 29V28H15ZM120 29H123V28H120ZM124 29H123V31H124ZM157 29V32L155 33V31H154V33L155 34H153V35H156L157 33H158V28H156ZM161 29V28H160ZM174 29V28H173ZM21 30V29H20ZM165 30V29H164ZM172 30V29H171ZM171 30H166V32H170ZM175 30V29H174ZM197 30V31H198ZM235 30V29H234ZM26 31V30H25ZM44 32H47V30H43ZM97 31V32H96ZM196 31V30H195ZM22 32V31H21ZM43 32V33H44ZM159 32H160V30H159ZM165 32V31H164ZM163 32V33H164ZM174 32V31H173ZM178 32V31H177ZM237 32V31H236ZM19 33V32H18ZM23 33H25V32H23ZM116 32H114V34H115ZM120 33V32H119ZM162 33V32H161ZM176 33V32H175ZM32 34V33H31ZM111 34V33H110ZM125 34V33H124ZM166 34V33H165ZM64 35H65V33H64ZM67 35H69V34H67ZM112 35V34H111ZM139 35V34H138ZM170 35H171V33H170ZM177 35V34H176ZM197 35L199 36V34L197 33ZM235 35V34H234ZM107 36H109V34H107ZM112 36H114L115 37V35H112ZM116 36H117V34H116ZM118 36H119V34H118ZM117 36V37H118ZM169 36V35H168ZM256 35H254V37H255ZM122 36H120V39H122L121 38ZM137 37H139L138 39H140L141 37L140 36H136V38ZM171 37H172V35H171ZM175 37H177V36H175ZM175 37H174V39H175ZM202 37V38H203ZM87 38V39H86ZM148 38H147V40H148ZM153 38H154V36H153ZM202 38H200V40L202 39ZM233 38V37H232ZM16 39V41H17V38H15ZM45 39H46V37H45ZM67 39V38H66ZM111 39V38H110ZM115 39H116V37H115ZM114 39V41H116ZM119 39V40H120ZM138 39H136V41H139V43H142V42H140V41H144V40H141V39H143V38H141L140 40H138ZM150 39H152V38H150ZM173 39V38H172ZM204 39V38H203ZM205 39V40H206ZM89 40L90 41H92V42H89ZM105 40V39H104ZM119 40H117V43H118V41ZM146 40V39H145ZM135 41V40H134ZM111 42V41H110ZM125 42V43H126ZM151 42V41H150ZM204 42V41H203ZM208 42V41H207ZM256 42H258V39L257 38H253V35H249V34H247V35H245V37L241 40V46H242V48H243V50L244 51H242V50H240V51H242V52H245L246 54H247V56H246V58H247V60H242L240 57H239V55H237L236 57H238V58H233L232 56H230V54H229V57H232L231 59H229L228 58V56H227V58L229 59V60H231L230 62H231V64H230V66L232 67L231 69H233L232 71H233V73H232V75H234V78H235V80H236V82H237V85H236V87H237V89L238 90H240V92H239V94L241 93V95H237L235 98L234 97H230V96H228L227 94H226V90L225 89H222V90H224L225 92H223V94H220V95H215V94H213V93H215L214 92V90H212L213 91V93H210L209 91V93L210 94H208V99H207V101H206V103L204 102H202V103H200V104H202L203 105V107H201V106H199L200 104L198 103V101H197V97H196V94L197 93H195V92H192V90H190L189 89V87L187 88L188 90L186 91V93H185V102L188 104V106H187V108L190 110L189 112H186L185 110H183L184 112H182L181 113V115H178V118H184V119H187V118H190V116H191V118H193V120L197 123L196 125H194V126H196V128L194 129H192L191 130V132H190V137H191V139H192V141L194 142V140H195V142L193 143L192 142V144H191V142L189 141H187L186 140V138H182L183 136H181L182 134H181V131H179L180 132V138H182V141H181V139L179 140V142L178 141H176V139L175 140H173L174 138H170L169 136V131H168V135L166 134V135H164L165 137H169V138H167L168 140L164 143L163 142V144L162 145H160V146H158L157 145V147L160 149V151L162 152V154H163V163H164V168H158L159 167V165L157 166V167H155L153 164H152V161L151 160H149V161H146V162H142V163H140L139 164V167L136 169V170H134L135 172H136V176H137V178L139 179V180H142L144 183H145V187H146V185H147V189L148 190H146V191H150L151 192V194H153L154 195V200L152 201V202H150L151 200H148L149 202H145V200H146V197H145V199H144V201H143V199H142V201H143V203H144V208L142 209V211H141V213H140V215L139 216H137V218L134 220V219H124L123 217V214H122V212H125L126 210H127V206L125 207L124 205H125V203H124V205L120 202V201H115V198L117 197H115V198H112L111 197V195L109 196V195H106L105 194V196L102 198V197H100V199L102 198V203L103 204H105L108 208V211H105V212H107L105 215H101V216H99V218H98V216H97V219H98V228H99V226L100 225H102V224H104V226H108L109 227V225H111L112 223H114V226H115V228L118 230L117 232H119L120 234H122L123 235V237H121L122 239V243H124L125 245H126V251L128 250L127 249V245L128 246H130V242L129 241H127L128 240V238L129 239H131V238H135V240H136V242L137 243H139V242H141L142 241V239H145V238H143V232L142 231H144L142 228H143V226H144V222H146L145 220L148 218V217H150L149 215H150V213L153 211V213H154V211L155 210H158V208L160 209V211H161V208H162V211H161V213L163 212V210H167V211H169V213L171 212H173V210H174V207H175V203L177 202V201H181L182 202V207H183V212H182V214H183V216L186 214V215H188V214H190V215H193V219L191 218V220H193V223L195 222V226H194V224L192 225V223H191V225H190V222L188 221L189 220V218H188V220H187V222L185 223V225L186 224H188V222H189V224L188 225H186V227L183 229V228H181V230L179 229V226L178 225H180V221L178 222V223H173V225H171L170 223H169V225H171V226H168L169 227V231L166 233V242H167V245H168V249H166V255H167V258H168V261L169 262H171V264H187V262H186V258L188 257V256H193L194 257V255H196V254H199V252L201 253V251H200V249L201 248H203V245L205 244V240H204V238H203V236H202V234H204L203 232H199V231H197V229L195 228V227H197V226H199L200 225V227H208V226H212V227H215L217 230H221V231H224V229L228 226V228H234V230H235V226L237 225L238 226V224H234V223H232V219L235 217L236 218V215L234 216V213H233V218H232V213H231V211L234 209V208H232V206H233V204H231V202H229V197H231L232 198V196H229L228 197V199L225 201L224 200V204L222 205V206H220V207H217L216 206V204L217 203H215V201H214V198H213V195L210 193V188L208 189V188H203V185L201 184V183H199L198 181H196V179L195 180H193L192 178H194L195 176H193V177H191L192 175V172L194 171V170H197L198 168H199V166H198V164H199V159H200V157H201V155L203 154V153H205L206 151H208V150H210L209 152H213L214 153V155L216 156V157H218V158H221L222 157V160L224 159L223 157L226 155H230V159H232V160H234L235 161V163L236 164H239V165H241V169H242V165H251V167H253L254 165H253V160H255L256 158L258 159V157L260 156V153L262 152H260L258 155V157H255V159H254V157L252 156V157H244L245 155H243L242 156V153L240 152L242 149H245V147H244V144H243V146L242 145H238V144H236V145H231L230 143H232V141H234V140H232L233 138L232 137H238V138H241L242 140L247 136V134H250L251 132H249V131H246V130H244V129H242V128H240L239 127V122H242V120L244 121V123L246 122L245 120H244V118L246 117L245 116V114H244V118L242 117V115H243V113L244 112H242L243 111V109L246 107V106H248V104L249 103H253L252 105H254V106H256L255 107V109L257 108V100L256 101H254L255 100V96L253 95V89L255 88H252V85H249V84H245V83H243L242 82V78H243V75L245 76V74H250L251 72H253L254 70H255V68L253 67L254 65V62L252 61V59L251 58H253V57H257V59H258V56H259V59H260V62H262L263 63V65H264V57H262V58H260V55H262V54H260V51H263V50H260L258 47H256V46H254V44L256 43ZM262 42V41H261ZM23 43V42H22ZM37 43V42H36ZM104 43H106V42H104ZM111 43H115V42H111ZM125 43H124V45H125ZM138 43V42H137ZM148 43V42H147ZM154 43V42H153ZM201 43V42H200ZM103 44V43H102ZM121 44V43H120ZM119 44V45H120ZM121 44V45H122ZM131 44V43H130ZM143 44V43H142ZM142 44H140V45H142ZM152 44V43H151ZM202 44V43H201ZM200 44V45H201ZM239 44V43H238ZM19 45V44H18ZM115 45V44H114ZM117 45V44H116ZM121 45H120V47H119V49L121 48ZM149 45H150V43H149ZM148 45V46H149ZM155 45H156V43H155ZM154 45V46H155ZM205 45V44H204ZM228 45H230V44H228ZM42 46V45H41ZM92 46H94V48H92ZM111 46H112V44H111ZM123 46V45H122ZM130 47H129V49L131 50V49H133L132 47H134L133 45L131 46V45H129ZM145 46V45H144ZM157 46H158V44H157ZM199 46V45H198ZM28 47V46H27ZM69 47V48H68ZM106 47H107V45H106ZM105 47V48H106ZM110 47V45L108 44V48ZM114 47H116V46H114ZM127 47V46H126ZM142 48H143V45L141 46ZM151 47H153V45L151 46ZM203 47V46H202ZM201 47V48H202ZM29 48V47H28ZM42 48H44V46L42 47ZM42 48L41 49H39V50H41V51H43V50H45V49H43L42 50ZM104 48V47H103ZM107 48V49H108ZM113 48V47H112ZM153 48H155V47H153ZM157 48V47H156ZM162 48V47H161ZM204 48V47H203ZM251 48H253V49H251ZM117 51H118V45H117ZM122 49L123 48H121V50L120 51H122ZM223 49V48H222ZM37 50V49H36ZM38 50V51H39ZM115 50V49H114ZM114 50L113 49H110L109 51H108V53H110L111 54V56L113 57L115 54H114ZM125 50V49H124ZM169 50V49H168ZM208 50V49H207ZM238 50V49H237ZM260 50V51H259ZM117 51H115V52H117ZM132 51V50H131ZM143 51H144V49H143ZM46 52V51H45ZM123 52V51H122ZM206 52V51H205ZM208 52V51H207ZM212 51H209V53H211ZM239 52V51H238ZM258 52H259V54H258ZM43 53V52H42ZM108 53H107V55H108ZM170 53V52H169ZM196 53H198V57H202L203 55H204V51L203 50H200V51H197ZM208 53V54H209ZM239 53H241V52H239ZM51 54H53V53H51ZM118 54V55H119ZM206 54V53H205ZM243 54V53H242ZM117 55V56H118ZM171 55V54H170ZM215 55V54H214ZM264 55V54H263ZM110 56V57H111ZM176 56H177V54H176ZM208 56V55H207ZM206 56V57H207ZM211 56V55H210ZM209 56V57H210ZM242 56V55H241ZM55 57H57L56 55H55ZM105 57H106V55H105ZM108 57V56H107ZM166 57H167V55H166ZM181 57V56H180ZM179 57V58H180ZM203 57H205V55L203 56ZM240 58V59H239ZM51 59V58H50ZM112 59V58H111ZM110 59V60H111ZM127 59V60H126ZM168 59V58H167ZM182 60H183V58H181ZM201 59V58H200ZM205 59V58H204ZM228 59H227V62H228ZM256 59V58H255ZM255 59H253V60H255ZM164 60V59H163ZM198 60V59H197ZM202 60V59H201ZM209 60V59H208ZM91 61V60H90ZM184 61H186V60H184ZM207 61V60H206ZM43 62V61H42ZM155 62V61H154ZM162 62H164V61H162ZM169 62V61H168ZM177 62V61H176ZM202 62H203V60H202ZM202 62H200L201 64H202ZM260 62H259V64H260ZM153 63V62H152ZM152 63H151V65H152ZM167 63V62H166ZM182 63V62H181ZM189 63V62H188ZM199 63V64H200ZM205 63V62H204ZM203 63V64H204ZM261 63V64H262ZM22 64V63H21ZM34 64H36V63H34ZM66 64V63H65ZM89 64V65H90ZM155 64V63H154ZM187 64V63H186ZM186 64H185V66H186ZM208 64V63H207ZM256 64H258V63H256ZM64 65V64H63ZM210 65V64H209ZM82 66H84V65H82ZM184 66V67H185ZM204 66V65H203ZM18 67H20L21 68V66H18ZM25 67V66H24ZM86 67V66H85ZM85 67H83L84 68V70H85ZM184 67H183V69H184ZM189 66H187V68H188ZM210 67V66H209ZM208 67V68H209ZM52 68V67H51ZM53 68H55V67H53ZM64 68V67H63ZM68 68V67H67ZM151 68H152V66H151ZM181 68V67H180ZM204 68V67H203ZM208 68H207V70H208ZM242 68H244L245 69V71H243V69ZM14 69H16V67L14 68ZM18 69V68H17ZM81 69H82V67H81ZM156 69V68H155ZM210 69V68H209ZM227 69H229V66H227ZM56 71H58L57 70V68L55 69ZM64 70V69H63ZM66 70V69H65ZM78 70V69H77ZM94 70V71H93ZM200 70H204V69H202V67L200 68ZM206 70V69H205ZM264 70V69H263ZM62 71V70H61ZM76 71V70H75ZM80 71V70H79ZM97 72H98V69L96 70ZM150 71H154V70H150ZM169 71H170V68H169ZM185 71H186V69H185ZM188 71H189V69H188ZM230 71V70H229ZM39 72V71H38ZM47 72V71H46ZM63 72V71H62ZM66 72L68 73V70H66ZM77 72V71H76ZM210 72V71H209ZM211 72H212V70H211ZM231 72V71H230ZM56 73H58V72H56ZM83 73V72H82ZM86 74L85 75H87V72H85ZM148 73H149V75H148ZM202 73V72H201ZM40 74H41V72H40ZM47 74V73H46ZM59 74V73H58ZM69 74H71L70 72H69ZM117 74H120V75H122L121 77H123L121 80H116L115 78H116V76L117 77H120V76H118ZM252 74V73H251ZM250 74V75H251ZM60 75V74H59ZM58 75V76H59ZM214 75V74H213ZM56 76V75H55ZM80 76V75H79ZM81 76H82V74H81ZM185 76V75H184ZM183 76V77H184ZM187 77H188V75H186ZM203 76V75H202ZM22 76H20V78H21ZM61 76H59V78H60ZM83 77H84V74H83ZM87 77V76H86ZM120 77V78H121ZM182 77V78H183ZM186 77V78H187ZM201 77V76H200ZM210 77V76H209ZM211 77H212V75H211ZM214 77V76H213ZM232 77V76H231ZM62 78V77H61ZM60 78V79H61ZM89 78V79H90ZM215 78V77H214ZM213 78V79H214ZM59 79V80H60ZM88 79V80H89ZM118 79V78H117ZM185 79V78H184ZM202 80H203V78H201ZM244 79V78H243ZM247 79V78H246ZM25 80H27L26 78H25ZM150 80V79H149ZM162 80V79H161ZM190 80H192V79H190ZM189 80V81H190ZM215 80V79H214ZM23 81V80H22ZM64 80H62V82H63ZM80 81V80H79ZM92 81V80H91ZM148 81V80H147ZM146 81V82H147ZM166 81H167V79H166ZM210 83H208V86H209V84H212V82H211V80H208ZM26 82V81H25ZM145 82V83H146ZM164 82V81H163ZM168 82H169V80H168ZM232 82H233V80H232ZM245 82V81H244ZM247 82V81H246ZM158 83H160V82H158ZM190 83H191V81H190ZM189 83V84H190ZM195 83V82H194ZM199 83H203L202 81L201 82H199ZM234 83V82H233ZM137 84H134V86L135 85H137ZM148 84V83H147ZM147 84H145L144 86H150L148 89L150 90V88H151V85L149 84V85H147ZM196 84V83H195ZM197 84H198V82H197ZM203 84H205V83H203ZM203 84H201V85H203ZM96 85V84H95ZM140 85V86H141ZM129 86V87H128ZM143 86V87H144ZM162 86V85H161ZM206 87H207V81H206V85H205ZM234 86V85H233ZM19 87V86H18ZM40 87V86H39ZM128 87V89H126ZM142 87V88H143ZM193 87H195L194 85H193ZM235 87V88H236ZM264 86H262V88H263ZM145 88V87H144ZM158 88V87H157ZM182 88V87H181ZM190 88L192 89V87L190 86ZM234 88V87H233ZM29 89V88H28ZM36 89V88H35ZM58 89V88H57ZM62 89V91H63V87L61 88ZM67 89H66V92H67ZM146 89V88H145ZM186 89V88H185ZM199 89V88H198ZM198 89H196V90H198ZM201 89H203L204 90V88H202L201 87ZM200 89V90H201ZM233 90L232 88H229V90ZM22 90V89H21ZM44 90V89H43ZM157 90V89H156ZM182 90V89H181ZM195 90V89H194ZM193 90V91H194ZM202 90V91H203ZM207 90V89H206ZM228 90V91H229ZM230 90V91H231ZM257 90V89H256ZM65 91V90H64ZM167 91V90H166ZM211 91V92H212ZM227 91V92H228ZM254 91H255V89H254ZM59 92V91H58ZM151 92V91H150ZM182 92H183V90H182ZM197 92V91H196ZM220 92H222V91H220ZM233 92H235V91H233ZM160 93V92H159ZM162 93V92H161ZM199 93V92H198ZM217 93V92H216ZM230 93V92H229ZM257 93V92H256ZM28 94V93H27ZM26 94V95H27ZM65 94V93H64ZM150 94V93H149ZM153 94V93H152ZM205 94V91H204V93L202 94V95H204ZM232 94V93H231ZM151 95V94H150ZM184 95V94H183ZM201 95V96H202ZM233 95V94H232ZM231 95V96H232ZM256 95V94H255ZM258 95V94H257ZM152 96V95H151ZM151 96H149V97H151ZM153 96H155V95H153ZM160 96V95H159ZM158 95H157V98L159 97ZM199 96V95H198ZM110 98L111 100H107V101H105L104 100V98ZM156 97V96H155ZM155 97L153 98V99H155ZM203 97V96H202ZM255 97V98H254ZM259 97V96H258ZM256 98V99H258L259 100V98ZM261 97V96H260ZM263 97V96H262ZM32 98V97H31ZM161 97H159V99H160ZM204 98V97H203ZM149 99V98H148ZM158 99V100H159ZM149 100H151L152 101V99L150 98ZM155 100H157V99H155ZM155 100H153V101H155ZM206 100V99H205ZM261 100V99H260ZM67 101H65V102H67ZM138 101V102H137ZM200 101H201V99H200ZM227 102V107H225V108H223V109H226V110H224V112L223 113H225V117H223V116H216V117H218V118H216V117H214L215 118V122H214V124L213 123H211V125L213 124V128H209L208 127V129H206V130H204V128H203V132H201V127H200V123H204V119L205 120H207L205 117H207V116H205L204 117V115H205V113L206 114H214V113H216V111H217V109L216 108H218L217 107V105H218V103L219 102ZM262 101V100H261ZM263 101H264V99H263ZM262 101V102H263ZM137 102V103H136ZM177 102V101H176ZM182 102V101H181ZM260 102V101H259ZM159 103H160V100H159ZM175 103V102H174ZM178 103V102H177ZM183 103V102H182ZM225 103H224V105H225ZM63 104V103H62ZM179 104V103H178ZM181 104V103H180ZM184 104V103H183ZM217 104V105H216ZM259 104V103H258ZM64 106H65V104H63ZM157 105V104H156ZM224 105H221L222 107L224 106ZM251 105V104H250ZM260 105V109H261V104H259ZM62 106V105H61ZM60 106V107H61ZM74 106V105H73ZM65 107H67V106H65ZM76 107H78V106H76ZM154 107V106H153ZM158 107V105L155 107V108H157ZM170 107V106H169ZM173 107V109L172 110H174L175 109V111H176V108H178L177 106L174 108V106H172ZM32 108V107H31ZM78 108H80V107H78ZM124 108H127V107H124ZM123 108V109H124ZM205 108V109H204ZM248 108V107H247ZM250 109H251V107H249ZM254 108V107H253ZM253 108H252V110H253ZM259 108H257V109H259ZM69 109H72V107L71 108H69ZM122 109V108H121ZM120 109V110H121ZM122 109V111H125L126 110V112H127V109H124L123 110ZM158 109V108H157ZM160 109H161V107H160ZM160 109H158V110H160ZM183 109V108H182ZM254 109V110H255ZM256 109V110H257ZM32 110V109H31ZM169 110V109H168ZM179 110V109H178ZM51 111V110H50ZM49 111V109L47 108V107H45V108H43V113L44 114H47L48 112H50ZM62 111V110H61ZM146 111V112H147ZM163 111V110H162ZM262 111V110H261ZM68 111H66V113H67ZM146 114H144V113ZM153 112V111H152ZM157 112V111H156ZM168 111L166 110V113H167ZM170 112V111H169ZM179 112H181V110H179ZM221 112V111H220ZM246 112V111H245ZM256 112H258V111H255V113ZM71 113V112H70ZM75 113V112H74ZM78 113V112H77ZM77 113H75V114H77ZM143 113V114H142ZM171 113V112H170ZM176 113H178V112H176ZM204 113V114H203ZM217 113H219V110L217 111ZM223 113H222V115H223ZM254 113V112H253ZM68 114V113H67ZM66 114V115H67ZM74 114V115H75ZM81 114H83V110H82V113ZM121 114V113H120ZM124 114H125V118H132L130 115H127L125 112H124ZM220 114V113H219ZM259 114V113H258ZM61 115V114H60ZM119 115V114H118ZM149 115V114H148ZM176 115V114H175ZM175 115H173V112H172V116L174 117ZM215 115V114H214ZM263 115V114H262ZM124 116V115H123ZM157 116V120L155 119V117ZM166 116V115H165ZM172 116H171V118H169L170 120L172 119ZM181 116V117H180ZM210 116V115H209ZM213 116V115H212ZM212 116H210V118L212 117ZM42 117V116H41ZM69 117V120H70V118L72 117H70V116H68ZM120 117V116H119ZM164 117V116H163ZM170 117V116H169ZM44 118V117H43ZM64 118H66V117H64ZM78 118V117H77ZM81 119H82V117H80ZM124 118V117H123ZM124 118V119H125ZM166 118V117H165ZM165 118H163V120L166 122V119ZM181 118V121H183V119ZM190 118V119H191ZM248 118V117H247ZM250 118V117H249ZM263 118H264V116H263ZM39 119V118H38ZM75 119V118H74ZM87 119V118H86ZM144 119H151V121L153 122V127L154 128H152V129H149L150 127H148V124H146L147 125V127H146V125H143V124H139V122L142 120H144ZM174 119V118H173ZM251 119H254V115H253V118H251ZM82 120H84V118L82 119ZM168 120V119H167ZM175 120V119H174ZM214 120V119H213ZM248 120V119H247ZM47 121V120H46ZM74 121V120H73ZM72 121V122H73ZM84 121H86V120H84ZM141 121V122H142ZM146 121V120H145ZM162 121V120H161ZM164 121H163V123H164ZM169 121V120H168ZM176 121V120H175ZM185 121V120H184ZM183 121V122H184ZM209 120H207V122H208ZM251 121V120H250ZM133 122H135V121H133ZM140 122V123H141ZM171 122V121H170ZM194 122V123H195ZM249 122V121H248ZM45 123V122H44ZM51 123V122H50ZM56 123V122H55ZM68 123V122H67ZM71 123V122H70ZM115 123V122H114ZM132 123V122H131ZM143 123V122H142ZM185 123V122H184ZM183 123V124H184ZM190 123V126H191V122H189ZM206 123V122H205ZM204 123V124H205ZM263 123H264V120H263ZM69 124V123H68ZM129 124V123H128ZM152 124V123H151ZM172 124V123H171ZM180 124V123H179ZM182 124V123H181ZM182 124V125H183ZM248 124V123H247ZM41 125V124H40ZM80 125V124H79ZM124 125V124H123ZM165 125V124H164ZM206 125H207V123H206ZM254 125V124H253ZM39 126V125H38ZM43 126V125H42ZM112 126H114V125H112ZM130 126H131V124H130ZM133 126V125H132ZM173 126V125H172ZM179 126V128H181L180 127V125H178ZM185 126V125H184ZM189 126V125H188ZM189 126V128H188V130L190 129V128H192V127H190ZM203 126H205V125H203ZM246 126V125H245ZM250 126V125H249ZM251 126H252V123H251ZM256 126V125H255ZM263 126H264V124H263ZM40 127V126H39ZM70 127V126H69ZM116 127V126H115ZM175 127H177V126H175ZM247 127V126H246ZM41 128H43V127H41ZM71 128V127H70ZM69 128V129H70ZM80 128H82V127H80ZM122 128H123V126H122ZM178 128V127H177ZM183 129H184V127H182ZM181 128V130H182V133H184L185 132V130L183 131V129ZM201 128V129H200ZM249 128H251V127H249ZM260 128V127H259ZM19 129H21V128H19ZM24 129V128H23ZM106 129V128H105ZM176 129V128H175ZM175 129L173 128V130L175 131ZM214 129H216L217 131H218V133H215L214 132ZM248 129V128H247ZM262 129V128H261ZM263 129H264V127H263ZM262 129V130H263ZM31 130H33V129H31ZM43 131H44V129H42ZM94 130V131H93ZM119 130V129H118ZM130 130V129H129ZM165 130H167V129H165ZM170 130V129H169ZM179 130V129H178ZM200 130V131H199ZM259 129L257 128V130L256 131H258ZM261 130V131H262ZM37 131V130H36ZM47 131V130H46ZM106 131V130H105ZM213 131V132H212ZM261 131H260V133H261ZM9 132H11V131H9ZM45 132V131H44ZM104 132V131H103ZM102 132V133H103ZM110 131H108V133H109ZM127 132H128V130H127ZM134 132V131H133ZM161 132L158 134L159 136H160V134H161ZM187 132V131H186ZM73 133V134H72ZM101 133V134H102ZM106 133V132H105ZM130 133H131V131H130ZM164 133H165V131H164ZM254 133V132H253ZM259 133V135L260 136H264V134L263 135H261ZM263 133V132H262ZM10 134V133H9ZM40 134V133H39ZM127 133H125V135H126ZM135 134V133H134ZM134 134H133V136H134ZM163 134V133H162ZM171 134V133H170ZM188 134V133H187ZM186 134V135H187ZM33 135H34V133H33ZM41 135V134H40ZM107 135V134H106ZM136 135V134H135ZM177 135V134H176ZM258 135V136H259ZM95 136V137H94ZM98 136H99V134H98ZM97 136V137H98ZM101 136H103V135H101ZM101 136H100V138H101ZM130 136V135H129ZM158 136V137H159ZM162 136V135H161ZM188 136V135H187ZM186 136V137H187ZM226 136H229L230 138H232V139H230V138H228V137H226ZM252 135H250V137H251ZM257 136V135H256ZM96 137V138H97ZM132 137V136H131ZM163 137V136H162ZM161 137V138H162ZM173 137V136H172ZM177 137H179V136H177ZM185 137V136H184ZM61 138V137H60ZM63 138V139H64ZM127 138V137H126ZM257 138H259V137H257ZM257 138L255 137V143L256 142H258V140H257ZM261 138V137H260ZM59 139V138H58ZM62 139V138H61ZM123 139H125V138H123ZM179 139V138H178ZM177 139V140H178ZM184 139H185V141H184ZM190 139V138H189ZM190 139V140H191ZM95 140V141H94ZM158 140V139H157ZM161 140V139H160ZM163 140V139H162ZM161 140V141H162ZM165 140V139H164ZM230 140H232V141H230ZM246 140H248V139H246ZM250 140H253V139H250ZM249 140V141H250ZM262 140V139H261ZM259 141L260 143H262V141ZM2 141V140H1ZM36 141V140H35ZM122 141H124V140H122ZM155 141V142H154ZM153 141V144L155 143L156 144V140H154ZM228 141H229V143H228ZM254 141V140H253ZM30 143H32L33 141H29ZM28 142V143H29ZM234 142H236V141H234ZM245 142H247V141H245ZM13 143V142H12ZM158 143V142H157ZM241 143V142H240ZM242 143H244V142H242ZM241 143V144H242ZM255 143H253V145H254V147L257 145H255ZM259 143V144H260ZM20 144V143H19ZM128 144H129V141H128ZM195 144V145H194ZM229 144H230V146H232V148L231 149H228V150H226V148H228L227 146H229ZM259 144L257 145V146H259ZM18 145V144H17ZM33 145V144H32ZM69 145V144H68ZM98 145V144H97ZM250 145H251V141H250ZM150 146V145H149ZM255 147V149L257 148V149H259V147ZM260 146H262V145H260ZM263 146H264V142H263ZM2 147V146H1ZM125 147V146H124ZM130 147V146H129ZM154 147V146H153ZM7 148H8V146H7ZM16 148V147H15ZM156 148V147H155ZM221 148L223 149V151H221ZM250 148V147H249ZM104 149V148H103ZM126 149V148H125ZM251 149V148H250ZM254 149V150H255ZM261 149H262V147H261ZM260 149V150H261ZM264 149V148H263ZM12 150V149H11ZM152 150V149H151ZM246 150V149H245ZM248 150V149H247ZM23 151V150H22ZM27 151V150H26ZM68 151V150H67ZM155 151V150H154ZM154 151H152V152H154ZM257 151H259V150H257ZM212 152H211V154H212ZM248 152V151H247ZM264 152V151H263ZM103 153V152H102ZM140 153V152H139ZM245 154H246V152H244ZM243 153V154H244ZM253 153V152H252ZM257 153V152H256ZM30 154L32 155V152H30ZM64 154H66V153H64ZM134 154V153H133ZM144 154V155H145ZM158 154V153H157ZM206 154V153H205ZM205 154H204V156H205ZM248 154V153H247ZM246 154V155H247ZM262 154V153H261ZM24 155V154H23ZM102 155H104V154H102ZM122 155V154H121ZM123 155H125V153H123ZM136 154H134V156H135ZM140 154H138V156H139ZM155 155H156V153H155ZM207 155V154H206ZM210 155V154H209ZM249 155V154H248ZM251 155V154H250ZM256 155V154H255ZM263 155V157H264V154H262ZM100 156V155H99ZM126 156V155H125ZM132 156V155H131ZM137 156V155H136ZM148 156V155H147ZM146 156V157H147ZM153 156V155H152ZM214 156V157H215ZM118 157V156H117ZM141 157H142V155H141ZM140 157V158H141ZM145 157V158H146ZM156 156H154V158H155ZM116 158V157H115ZM128 158V157H127ZM128 158V159H129ZM135 158V157H134ZM10 159V158H9ZM18 159V158H17ZM29 159V158H28ZM150 159V158H149ZM157 159V158H156ZM162 159V158H161ZM228 158H225V160L228 162V161H230V160H227ZM256 159V160H257ZM67 160V159H66ZM94 160H95V162H94ZM130 160H132V159H130ZM138 160V159H137ZM136 160V161H137ZM141 160V159H140ZM153 160V159H152ZM221 160V161H222ZM264 160V159H263ZM69 161V162H70ZM136 161H134V162H136ZM139 161V160H138ZM137 161V162H138ZM145 161V160H144ZM154 161H156V160H154ZM157 161H159V160H157ZM217 161H219V163H218V165L220 166V164H221V166H222V164H223V167L225 166V164L224 163H220L221 161L220 160H217ZM216 161V162H217ZM17 162V161H16ZM49 162V161H48ZM103 162L105 163L104 165H102L103 164ZM140 162V161H139ZM161 162V161H160ZM223 162V161H222ZM15 163V162H14ZM68 163V162H67ZM163 163H160V165L161 164H163ZM263 163H264V161H263ZM37 164V163H36ZM42 164V163H41ZM112 164V165H111ZM134 164V163H133ZM154 164H156L155 162H154ZM158 164V163H157ZM156 164V165H157ZM227 164V163H226ZM229 164V163H228ZM40 165V164H39ZM39 165H38V169L40 170V168H39ZM263 165V164H262ZM37 166V165H36ZM104 166V167H103ZM227 166V165H226ZM229 167H230V165H228ZM233 166V165H232ZM74 167V168H73ZM116 167V168H117ZM135 167V166H134ZM202 167H203V165H202ZM222 167V168H223ZM238 167V166H237ZM236 167V168H237ZM247 168H249L248 166H246ZM257 167V166H256ZM256 167H253V168H256ZM259 167V166H258ZM21 168V167H20ZM68 168V167H67ZM117 168V169H118ZM136 168V167H135ZM200 168H201V166H200ZM225 168V167H224ZM228 168V167H227ZM233 168H235V166L233 167ZM239 168V167H238ZM262 168H263V166H262ZM109 169V168H108ZM226 169V168H225ZM229 169L230 168H228V171H229ZM232 169V168H231ZM257 169V168H256ZM255 169V170H256ZM264 169V168H263ZM36 170H37V168H36ZM35 170V171H36ZM39 170H37V171H39ZM203 170V169H202ZM220 170H221V168H220ZM234 170V169H233ZM251 170H253L252 168H251ZM262 170V169H261ZM27 171H28V169H27ZM199 171V170H198ZM218 171V170H217ZM217 171L216 172H214V173H216V175H218L219 173H221L222 171V173H221V178L223 177L225 180H227L228 181V183H227V187H228V185H230V187L231 188H229L228 187V189H230V191H231V189L233 188V191H234V189H235V191H236V189H239V188H245V189H243L242 190V192L244 193V191H245V193L247 192V194H246V196L247 197H249V198H253V199H255V197H257V195H259L258 193L261 191V193H263L262 195H264V189H260V191L258 192V193H256V192H253V190L251 191V189L253 188V187H256L255 186V184L254 185H251V184H253V183H249L250 182V177L248 176V178H250L249 179V182H248V184H247V182L245 183V182H243V181H241L240 179H239V177H234L233 175H231V176H233L232 178L229 176V173L227 172V170L225 171V170H222L221 172H219V173H217ZM254 171V170H253ZM257 171V170H256ZM108 172V171H107ZM106 172V173H107ZM201 172V171H200ZM258 172V171H257ZM263 172V174H261V175H258V176H261V178H260V181H261V179H264V171H262ZM50 173V168L48 169L47 168V171H46V173L44 174V175H47V174H49ZM109 173V172H108ZM195 173V172H194ZM193 173V174H194ZM211 173H213V172H211ZM231 173V172H230ZM241 173V172H240ZM259 173H261V171L259 172ZM40 174V173H39ZM42 174V173H41ZM83 174H87L88 176H90V178H87V180L85 181L83 178H82V176H83ZM242 174H244V173H242ZM18 175V174H17ZM19 175H20V172H19ZM27 175V174H26ZM51 176H52V174H50ZM50 175H49V177H50ZM132 176H133V174H131ZM196 175V174H195ZM220 175V174H219ZM234 175H235V173H234ZM248 175V174H247ZM247 175H243V176H246L247 177ZM34 176V175H33ZM37 176H38V174H37ZM42 176V175H41ZM54 176V175H53ZM199 176V175H198ZM206 176V175H205ZM210 176H211V178H212V176L213 175H211L210 174ZM237 176V175H236ZM242 176V177H243ZM258 176H257V178H258ZM84 177V176H83ZM130 177V176H129ZM201 177V176H200ZM199 177V178H200ZM215 177V176H214ZM213 177V178H214ZM38 178H39V176H38ZM124 178V177H123ZM136 178V179H137ZM195 178H197V176L195 177ZM220 177H219V179H221ZM229 178V179H228ZM256 178V177H255ZM30 179V177L29 178H27V180L26 181H28ZM109 179V178H108ZM125 179V178H124ZM129 179V178H128ZM131 179V178H130ZM129 179V180H130ZM134 179V178H133ZM137 179V180H138ZM243 179V178H242ZM245 179V178H244ZM243 179V180H244ZM20 180V179H19ZM214 180V179H213ZM222 180V179H221ZM225 180H222L223 182H220V180H219V182L220 183H224V185H226V183L224 182ZM248 180V179H247ZM256 180V182H257V179H255ZM112 181V180H111ZM126 181V180H125ZM128 181V180H127ZM131 181H132V179H131ZM134 181H136V180H134ZM208 181H211V183L210 184H212L213 182H214V184H216L215 182L217 181L216 179H215V181H213L212 182V180H208ZM207 181V182H208ZM253 181V180H252ZM18 182V181H17ZM219 182H217V183H219ZM255 182V183H256ZM58 183V180L57 181H55L54 182V184H53V187H55V185ZM113 183H115V182H113ZM120 183V182H119ZM135 183L136 182H133L132 184H134L135 185ZM209 183H208V187L210 186L209 185ZM257 183H259V181L257 182ZM256 183V184H257ZM262 183H264V182H262ZM46 184V183H45ZM112 184V183H111ZM116 184H118V183H116ZM115 184V185H116ZM124 184H125V182H124ZM137 184V183H136ZM41 185V184H40ZM114 185V184H113ZM114 185V186H115ZM139 185V184H138ZM140 185H142V183L140 184ZM139 185V186H140ZM207 185V184H206ZM217 185V187H220L221 186V184L220 185H218V184H216ZM224 185L223 186H221L220 188H222V189H224ZM259 185H261V183L259 184ZM26 186V185H25ZM109 186H111L110 184H109ZM109 186H107V187H109ZM144 186V185H143ZM252 186V187H251ZM262 187H264L263 185H261ZM116 187H118V186H116ZM126 187V186H125ZM124 187V188H125ZM128 187V186H127ZM126 187V188H127ZM135 187H137L136 185H135ZM205 187H207V186H205ZM227 187H225V189L224 190H221L222 192H225V190H228L227 189ZM257 187H259V186H257ZM112 188V187H111ZM121 188V187H120ZM120 188L118 187V189L120 190ZM130 188V187H129ZM143 189H144V187H142ZM211 188L213 189V187L211 186ZM21 189H24L23 188V185L21 184V183H17V184H14L13 186H12V190H11V192H12V194L14 195V196H20V191H21ZM34 189V188H33ZM128 189V188H127ZM131 189V188H130ZM214 189H216V187L214 188ZM49 190H50V188H49ZM108 190V189H107ZM113 190V189H112ZM116 190V189H115ZM122 190V189H121ZM120 190V191H121ZM139 190V189H138ZM202 190H208V194L210 195H208L207 194V196H209L208 198H207V200H203L202 199ZM104 191V190H103ZM102 191V193H104ZM109 191V190H108ZM117 191V190H116ZM141 191V190H140ZM216 191V190H215ZM218 191V190H217ZM216 191V192H217ZM220 191V190H219ZM220 191V192H221ZM234 191V192H235ZM241 191V190H240ZM101 192V191H100ZM107 192V191H106ZM122 192V191H121ZM120 192V193H121ZM131 192H132V190H131ZM202 192V193H201ZM205 192V191H204ZM215 192V193H216ZM227 192H229V190L227 191ZM239 192V191H238ZM237 191L235 192V193H238ZM36 193V192H35ZM112 194H113V192H111ZM125 193H126V191H125ZM134 193V192H133ZM214 193V192H213ZM214 193V194H215ZM260 193V194H261ZM68 194V193H67ZM110 194V193H109ZM147 194V193H146ZM219 194V193H218ZM222 194H224V193H222ZM227 193H225L224 195H226ZM230 194V193H229ZM232 194V193H231ZM239 194V193H238ZM237 194V195H238ZM69 195V194H68ZM99 195V194H98ZM137 196V200H140L141 198H144V197H142V193L141 192H138L137 194H136ZM237 195H233V197H236ZM42 196V195H41ZM43 196H44V194H43ZM71 196V195H70ZM113 196V195H112ZM147 196V195H146ZM216 196H217V193L215 194V199H216ZM221 196V195H220ZM245 196V195H244ZM243 196V197H244ZM261 196V195H260ZM35 197V196H34ZM114 197V196H113ZM150 197H151V195H150ZM213 199H212V198ZM222 197H223V195H222ZM221 197V199H226L225 197L224 198H222ZM240 196H237L236 198H239ZM246 197V198H247ZM21 198V197H20ZM220 198V197H219ZM218 198V199H219ZM245 198V197H244ZM249 198H247V199H249ZM260 198V197H259ZM256 199V200H260V199ZM263 198V197H262ZM23 199L24 200H28V201H32V200H34L33 199V197L31 196V195H29V194H24L23 195ZM23 199H21V200H19V199H17L16 198V200L14 201V205H15V207H18V208H20L23 212H24V214L26 215V217L24 218H22V219H24L23 220V222L21 223L20 222V224H19V222L17 223L16 222V224H18V226L19 227H17V229H18V232H19V237H17V239L19 238L20 239V249H22V253L21 254H23V256L25 257L24 259L25 260H27V261H32V262H36V263H38V264H41L43 261H41V258L44 260L45 259V257H44V253L46 252L47 253V251H48V247H49V244H48V241L51 239V238H53L52 236H53V234H54V232L55 231H57L60 227H61V225H62V223L64 222L63 220L67 217V216H69L70 215V207L68 206V207H65L63 210H61V212L57 215V216H55V218H53V219H49V218H45L44 216L43 217H39V216H37V215H33L32 213V215L30 216V214H27L26 213V210H25V207L23 206V203H22V201H23ZM44 199V198H43ZM72 199V198H71ZM150 199V198H149ZM252 199V200H253ZM264 199V198H263ZM124 200V199H123ZM133 200H134V198H133ZM220 200V199H219ZM218 200V201H219ZM235 200V198L234 199H232L231 201H234ZM240 200V199H239ZM44 201V200H43ZM135 201H136V199L134 200V204H135ZM141 201V202H142ZM220 201H222L221 203H223V200H220ZM241 201H244V199L243 200H240V202ZM247 201H249V200H247ZM261 201V200H260ZM264 201V200H263ZM263 201H261V202H263ZM75 202V201H74ZM77 202V201H76ZM126 202H128L127 200H126ZM217 202V201H216ZM239 202V201H238ZM251 202V201H250ZM261 202H260V205H261ZM36 203H37V205L38 204H41L42 202L40 201V200H37L36 201ZM101 203V202H100ZM99 203V204H100ZM101 203V204H102ZM234 203V202H233ZM235 203H236V201H235ZM242 203V202H241ZM249 203V202H248ZM253 203L255 204V202L253 201ZM253 203L251 204V205H253ZM73 204V203H72ZM179 204V206H180V203H178ZM244 204V203H243ZM12 205V204H11ZM94 205V204H93ZM93 205H92V207H93ZM137 205H139V204H137ZM136 205V206H137ZM208 205H212V210L209 208V206ZM241 205V204H240ZM250 205V204H249ZM250 205V206H251ZM259 205V206H260ZM13 206V205H12ZM74 206V205H73ZM76 206V205H75ZM95 206V205H94ZM99 206V205H98ZM101 206V205H100ZM179 206H176V207H179ZM207 206H208V209H210V211H207L206 210V208H207ZM256 206V205H255ZM259 206H258V208H259ZM39 207V206H38ZM48 207V206H47ZM46 207V208H47ZM91 207V208H92ZM161 207V208H160ZM206 207V208H205ZM235 207V206H234ZM237 207V206H236ZM246 207V206H245ZM45 208V207H44ZM46 208H45V210H46ZM91 208H90V210H88V211H92L91 210ZM94 208V207H93ZM97 208V207H96ZM100 208V207H99ZM99 208H97V209H99ZM106 208V207H105ZM164 208V209H163ZM231 208H232V210H231ZM242 208H243V206H242ZM251 208V207H250ZM257 208V207H256ZM261 208H263V206L261 207ZM53 209V206H49L48 208H47V210H52ZM77 209V208H76ZM75 209V210H76ZM87 209V208H86ZM101 209H102V207H101ZM132 209H134V207L132 208ZM180 209H181V207H180ZM179 209V210H180ZM8 210V209H7ZM37 210V209H36ZM79 210V209H78ZM94 210V209H93ZM96 210V209H95ZM129 210H130V208H129ZM138 210L140 211V209H139V207H138ZM235 210V209H234ZM245 210V209H244ZM243 210V211H244ZM248 210V209H247ZM246 210V211H247ZM252 210V209H251ZM255 210V209H254ZM254 210L252 211V212H254ZM43 211H44V209H43ZM101 211H103V210H101ZM138 211V212H139ZM185 211L188 213H185ZM237 211V210H236ZM245 211V212H246ZM40 212V211H39ZM87 212V211H86ZM156 212V211H155ZM175 213L172 215V216H175V214H176V212H177V209H175V211H174ZM238 212H240V211H238ZM249 212H250V210H249ZM260 212V211H259ZM258 212V213H259ZM34 213V212H33ZM42 213H44V212H42ZM160 213V212H159ZM167 214H168V212H166ZM261 213V212H260ZM260 213H259V215L258 216H256L255 218L257 219L256 221H258V223L259 222H262L263 224H264V217H263V215H260ZM76 214H77V212H76ZM85 214V213H84ZM125 214V213H124ZM163 214V213H162ZM166 214V215H167ZM181 214V213H180ZM263 214V213H262ZM40 215V214H39ZM98 215H100V213L98 214ZM151 215H152V213H151ZM238 215V214H237ZM240 215H242V214H240ZM246 215V214H245ZM247 215H250L249 213L247 214ZM255 215V214H254ZM90 216H92V215H90ZM89 216V217H90ZM171 215H170V217H172ZM244 215H242V217H243ZM1 217V216H0ZM80 217V216H79ZM165 217V216H164ZM167 217V216H166ZM165 217V218H166ZM176 217H177V214H176ZM189 217V216H188ZM192 217V216H191ZM250 217H251V215H250ZM254 217V216H253ZM81 218V217H80ZM83 218H85V217H83ZM92 218V217H91ZM95 218V217H94ZM150 218H152V216L150 217ZM182 218V217H181ZM184 219H185V216L183 217ZM171 219V218H170ZM177 219V218H176ZM240 220H241V218H239ZM239 219H237L238 221H239ZM242 219H244V218H242ZM247 219V218H246ZM79 220V219H78ZM148 220H151V219H148ZM147 220V221H148ZM183 220V219H182ZM251 220V219H250ZM254 220V219H253ZM85 221V220H84ZM96 221V220H95ZM163 221H165L164 220V218H163ZM171 221V220H170ZM184 221V220H183ZM186 221V220H185ZM241 221H243V220H241ZM244 221H246V220H244ZM249 221V220H248ZM247 221V222H248ZM167 222V221H166ZM233 222H234V219H233ZM249 223H250V221H249ZM255 223V222H254ZM253 223V224H254ZM257 223V222H256ZM255 223V224H256ZM158 224H159V222H158ZM157 224V225H158ZM162 224H164V223H162ZM168 224V223H167ZM234 224V225H233ZM246 224V223H245ZM263 224H261V225H263ZM2 225V224H1ZM147 226H148V224H146ZM161 225V224H160ZM159 225V226H160ZM258 225V224H257ZM260 225V224H259ZM258 225V226H259ZM93 226H95L96 227V223L95 224H93ZM158 226V227H159ZM181 226H182V224H181ZM239 226H241V224H239ZM244 226V225H243ZM246 226H247V224H246ZM249 226V225H248ZM162 227H163V225H162ZM161 227V228H162ZM167 227V228H168ZM242 227V226H241ZM250 227V226H249ZM248 227V229H251V228H249ZM259 227H261V226H259ZM263 227V226H262ZM94 228V227H93ZM98 228H97V230H98ZM105 228V227H104ZM160 228V229H161ZM238 228V227H237ZM237 228H236V230H237ZM255 228H256V226H255ZM254 227H253V230L255 229ZM100 229V228H99ZM166 229V228H165ZM243 229V228H242ZM248 229H246V230H248ZM96 229L94 228L93 229V231H95ZM114 230V229H113ZM203 230V229H202ZM206 230V229H205ZM212 230V229H211ZM215 230V229H214ZM261 230H263V229H261ZM107 231V230H106ZM155 231V230H154ZM160 230L158 229V232H159ZM207 231H209V228H208V230ZM206 231V232H207ZM232 231V230H231ZM230 231V232H231ZM237 231H244V230H237ZM236 231V232H237ZM252 231V230H251ZM257 231V230H256ZM98 232H101V231H98ZM108 232H110V231H108ZM210 233L209 234H211L212 232L211 231H209ZM248 232H250V231H248ZM248 232H245L246 234L248 233ZM264 232V231H263ZM93 233V232H92ZM119 233H117V234H119ZM155 233V232H154ZM153 233V234H154ZM213 233H215V232H213ZM233 234H234V232H232ZM238 233V232H237ZM237 233H235V234H237ZM241 233V232H240ZM255 233V232H254ZM257 233L259 234V230L257 231ZM104 234H106V233H104ZM151 234V233H150ZM149 234V235H150ZM152 234V235H153ZM162 234V233H161ZM223 234V233H222ZM250 234V233H249ZM100 235V234H99ZM155 235V234H154ZM163 235V234H162ZM213 235V234H212ZM219 235V234H218ZM220 235H221V232H220ZM219 235V236H220ZM230 235H231V233H230ZM238 235V234H237ZM242 235H244V233L242 234ZM242 235L240 234V236L242 237ZM252 235H253V232H252ZM207 236V235H206ZM211 236V235H210ZM247 236H251V235H248L247 234ZM163 237V241H164V236H162ZM161 237V238H162ZM205 237V236H204ZM208 237H209V235H208ZM212 237V236H211ZM217 237V232H216V236H215V238ZM221 238H222V236H220ZM219 237V238H220ZM227 237H228V235H227ZM244 237V236H243ZM243 237L242 238H240V239H242V241H243ZM252 237V236H251ZM263 237V236H262ZM68 238L69 237H60L59 239H58V242H57V246L59 247V249L60 250H58L57 252L58 253H56V254H54L53 255V251H52V254H50V260H52V262H50V264L52 263V264H83L84 263V261H83V259H82V256H81V252L80 251H78L77 250V244H78V242L79 241H83V242H86V243H89V241L90 240H92L93 238L90 236V235H85V236H82L81 238L80 237H78L79 239H72V241H74V243L73 244H71L70 246H66V244L70 241V240H68ZM154 238H155V236H154ZM159 238H160V236H159ZM161 238H160V240H161ZM206 238V237H205ZM214 238V236L212 237V239ZM214 238V239H215ZM219 238H216L215 240L217 241ZM220 238V239H221ZM248 238V237H247ZM260 239H261V236L259 237ZM117 239V238H116ZM120 239V238H119ZM207 239H209V238H207ZM220 239L217 241V242H219L220 241ZM229 239H231L230 237H229ZM235 239V238H234ZM234 239H231V240H233V241H235ZM251 239V238H250ZM103 240V239H102ZM121 240H119L118 241V239L116 240V241H118V242H120ZM155 240V239H154ZM154 240H151L150 239V242L151 241H154ZM222 240V239H221ZM224 240V239H223ZM222 240V241H223ZM226 240V239H225ZM228 240V239H227ZM245 240V239H244ZM258 240V239H257ZM257 240H256V237L255 238H252V242L251 243H253L254 244V247L256 246V242H257ZM264 240V239H263ZM147 241V240H146ZM159 241V240H158ZM209 241V240H208ZM207 241V242H208ZM214 241V240H213ZM222 241H221V244H222ZM232 241V242H233ZM251 241V240H250ZM50 243H51V241H49ZM145 242V241H144ZM183 242H185V244H186V246L184 245V243ZM211 242H212V240H211ZM230 242V241H229ZM246 242V241H245ZM260 242V241H259ZM264 242V241H263ZM263 242H260V243H263ZM146 243V242H145ZM163 243V242H162ZM165 243V242H164ZM163 243V244H164ZM209 243H210V241H209ZM209 243H206L207 245H210ZM220 243V242H219ZM226 244V241H223V244ZM235 243V242H234ZM243 243V242H242ZM241 243V244H242ZM246 243H248V242H246ZM116 243H114V245H115ZM141 244V243H140ZM152 244V243H151ZM166 244V243H165ZM182 244V245H181ZM214 244H216V243H214ZM214 244H213V249L214 248H217V247H214ZM218 244V243H217ZM216 244V245H217ZM222 244V245H223ZM230 244V243H229ZM229 244L227 243L226 245L229 247ZM236 244H237V242H236ZM239 244H240V242H239ZM259 244V243H258ZM68 245V244H67ZM157 244H155V246H156ZM215 245V246H216ZM232 247L235 245H232V243L230 244ZM243 245L244 244H242L241 245V247L243 248ZM247 245H249V243L247 244ZM263 245V244H262ZM55 246V245H54ZM119 246V245H118ZM122 246H123V244H122ZM152 246V245H151ZM150 246V247H151ZM211 246V245H210ZM224 246V245H223ZM239 246V245H238ZM117 247V246H116ZM164 247H166V246H164ZM231 247V248H232ZM235 247V246H234ZM245 247H246V244H245ZM253 246H252V248H254ZM258 247V246H257ZM260 248H261V250H262V253H264L263 252V249H262V246H259ZM51 248V247H50ZM64 248H66V249H64ZM152 248H153V246H152ZM218 248L220 249L221 247H219L218 246ZM217 248V249H218ZM224 248V247H223ZM227 248V247H226ZM230 248V247H229ZM228 248V249H229ZM230 248V249H231ZM238 248H240V246L238 247ZM251 248V249H252ZM264 248V247H263ZM156 249H157V247H156ZM159 249V248H158ZM210 249V248H209ZM217 249H215V251L217 250ZM229 249V250H230ZM249 249V248H248ZM258 249L259 248H257V252H259L258 251ZM122 250V249H121ZM246 249H243L242 250V252L243 251H245ZM253 250H255V248L253 249ZM115 251H119L120 252V250L119 249H115ZM114 251V252H115ZM202 251H204L205 253L207 252V250H202ZM221 251H225L224 249L222 250L221 249ZM227 251V250H226ZM231 251V250H230ZM248 251V250H247ZM252 251V250H251ZM110 252H111V250H110ZM110 252H109V254H110ZM113 252V251H112ZM118 252V253H119ZM123 252V251H122ZM134 252V251H133ZM163 252V251H162ZM210 252H212V250L210 251ZM210 252H208V253H210ZM241 252V254H243ZM249 252H250V250H249ZM253 252V251H252ZM251 252V253H252ZM146 253H147V251H146ZM149 253V252H148ZM150 253H151V251H150ZM154 253H155V251H154ZM212 253H214V251L212 252ZM212 253H210V254H212ZM221 253V252H220ZM219 253V254H220ZM261 253V254H262ZM156 254L157 255H155V256H160V253H159V251H158V253L156 252ZM202 254V253H201ZM227 254V253H226ZM232 254H235L234 253V249H233V253ZM259 254H260V252H259ZM258 254V255H259ZM90 255V254H89ZM115 256H116V253L114 254ZM119 255V254H118ZM123 255H124V257L126 258V256H128L127 254H126V252L124 251L123 252ZM165 255V256H166ZM215 255H218V254H215ZM229 255V254H228ZM253 255H255V252H254V254ZM111 257H112V255H110ZM161 256H164V255H161ZM208 256V255H207ZM219 256V255H218ZM243 256V255H242ZM262 256V255H261ZM146 257V256H145ZM151 257V256H150ZM213 257H214V255H213ZM230 257V256H229ZM232 257V256H231ZM235 256H233L232 258H234ZM248 256H246V259H248L247 258ZM251 257V256H250ZM262 257H264V256H262ZM262 257H261V259H262ZM128 258V257H127ZM222 258V257H221ZM220 258V260L219 261H222V259ZM224 258V257H223ZM235 258H238V256H236ZM258 258V257H257ZM257 258H255V259H257ZM111 259V258H110ZM115 259V258H114ZM114 259H113V261H114ZM119 259H120V257H119ZM118 259V260H119ZM128 259H130V258H128ZM127 259V260H128ZM146 259H148V258H146ZM161 259L163 260V258L161 257ZM225 259V258H224ZM241 259V258H240ZM239 259V260H240ZM246 259H245V261H246ZM253 259H254V257H253ZM258 259H260V255H259V258ZM257 259V260H258ZM16 260V259H15ZM49 260V261H50ZM98 260V259H97ZM115 260H117V259H115ZM117 260V261H118ZM121 260V259H120ZM126 260V259H125ZM139 260V259H138ZM152 260V259H151ZM207 260V259H206ZM229 260H231V259H229ZM26 261V262H27ZM102 261H103V259H102ZM116 261V262H117ZM130 261V260H129ZM146 261V260H145ZM153 261V260H152ZM158 261H159V259H158ZM165 261V260H164ZM167 261V260H166ZM234 261V260H233ZM255 261V260H254ZM261 261V260H260ZM263 261V260H262ZM17 262V261H16ZM115 262V261H114ZM125 262V261H124ZM127 262V261H126ZM131 262V261H130ZM141 262V261H140ZM151 262V261H150ZM149 262V263H150ZM204 262V261H203ZM205 262H207V261H205ZM225 262H227V259L225 260ZM235 262H237L236 260H235ZM25 263V262H24ZM48 263V262H47ZM111 263V262H110ZM132 263V262H131ZM163 263H165V262H163ZM168 263V262H167ZM190 263V262H189ZM213 263V262H212ZM216 263V261L214 262V264ZM219 263V262H218ZM217 263V264H218ZM240 263V262H239ZM244 263H246V262H244ZM243 263V264H244ZM264 263V262H263ZM0 264H6V263H4V262H2V261H0ZM108 264V263H107ZM114 264H119V263H114ZM128 264V263H127ZM151 264V263H150ZM166 264V263H165ZM209 264H211V263H209ZM223 264H226V263H223ZM231 264V263H230ZM257 264H259V263H257ZM262 264V263H261Z\"/></svg>",
  "mask_w": 264,
  "mask_h": 264
}]
</instances>
